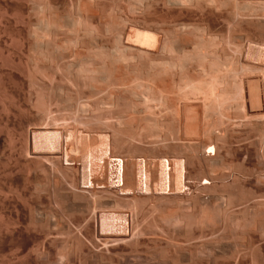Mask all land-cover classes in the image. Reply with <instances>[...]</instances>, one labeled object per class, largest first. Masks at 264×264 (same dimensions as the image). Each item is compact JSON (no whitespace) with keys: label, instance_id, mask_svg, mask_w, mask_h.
Listing matches in <instances>:
<instances>
[{"label":"rangeland","instance_id":"1","mask_svg":"<svg viewBox=\"0 0 264 264\" xmlns=\"http://www.w3.org/2000/svg\"><path fill=\"white\" fill-rule=\"evenodd\" d=\"M1 1H0V9L1 10H2V8L4 9L5 7H6L5 9L7 10L8 6H10V8L12 6V10H10V8L8 7V9L10 11L9 10H7V11L3 10L2 14H1L2 11H0V50L4 51V55H5L4 61L3 62L1 61V63H0V65H2V66H0V263L2 264L8 260L13 259L14 263L19 262L20 264H50V262H51V264H60V261L63 260V258H65L64 259L65 261L64 260L61 261V264H65V262H66V264H111V263L112 264H264V252L261 253L264 250V241H263L264 240V238H263L264 237V231L262 232V230H264V228H263L264 226H261V225H264L262 223L264 221L259 220V222H258V219H261V217H260L261 213L260 212H262V211H263L262 219L264 220V216H263L264 204H262V202L264 203V183H263L264 182L263 181L264 180L263 179L264 178L263 177L264 176L263 175L264 174V151H263L264 150V128H263L264 127V116H263L264 110H262V109H264V106L262 109H259L257 107L252 108V109L249 108V103H248V99L246 96L247 95L246 84H247V82L252 81V80L259 82L260 87L263 88L262 91L264 94V63H258L259 61H257V60H250V59L247 60L246 59L247 50L250 46L255 45L258 48H259V46L264 47V24H263L264 23V17H263L264 16V13H263L264 12V8H263L264 5H262V3H259V4H261V6H259V4L258 5L256 4L257 5L256 6V5H254L255 3L254 4L251 3L252 5H250L249 7H246L247 9H244L245 7L243 6V4L240 3V5H241L240 7L243 6V9H244V10H242L241 8L239 9L237 7V5L239 3L237 4L236 2H234L235 0L234 1L233 0L232 1L227 0V2H226V0H220V1L217 0V1H219V3L216 2V0H214V2L210 3L211 8H209L208 6L205 8L206 0H205L204 5L202 4V0L201 1L200 0H197V1H195V0H191V1L190 0H182V1H179L180 4H179V2L177 3L178 0H166V2H165V0H154L155 2L158 1V3L163 4V6L160 4H157V2L155 3L153 0H141V1L140 0H130V1L129 0H127V1L126 0H118V1L117 0H91V1L90 0H54V1L53 0H44V1L43 0H38V1L37 0H34V1L28 0V2L30 1L29 3L27 2V0H25V1L22 0L23 2L19 0L20 3H17V2H19L18 0H16V2H15V0H8V1L1 0ZM35 1H37L38 3H36ZM168 1L169 2L171 1V3L173 1V3L170 4ZM185 1H186V3H185ZM222 1H223V3H221L222 4L221 5L220 2H222ZM10 2H13V3H10ZM150 2H153L154 4L151 3V5H150L149 4ZM167 2H168V4H167ZM215 2L219 8V10L217 12H215L218 9L215 6ZM230 2H231V4H230ZM22 3H24V6L26 8V10L24 8V12H27V13H24L25 15H22L23 10H20L22 12H19V9L23 8V7L19 8V7H21L20 4H22ZM32 3L34 4V6ZM147 3H148V5H147ZM224 3H225V6H224ZM14 4H17V6H19V5L20 6L17 7L15 5L17 7L16 8L14 6ZM134 4L136 6H133ZM155 4H157L156 8H154L155 6L153 7V5H155ZM181 4H184V5H182V7H180ZM219 4H220V7H219ZM2 5H3V7H2ZM5 5H7V6H5ZM30 5H31V7L33 6V8H30L29 7ZM129 5H130V7H129ZM175 5H176V8L178 7L177 9H175ZM213 5L215 6V9L214 8L212 9V7H214ZM37 6H38V8H36ZM169 7L171 8V10ZM195 7H196V9H195ZM224 7L226 10L224 9ZM253 7L255 9L254 10L255 12L252 11L253 9L251 10V8H253ZM13 8L14 9L16 8L17 10H13ZM27 8L28 9L30 8L32 10L29 9L30 10L29 11V10H27ZM152 8H154L155 10H153ZM185 8H187V9H185ZM33 9H37V10L33 11ZM81 10H82V12H81ZM87 10H88V12H87ZM147 10L149 11L148 13H147ZM167 10L171 14L168 13ZM229 10H230V12L231 11L232 12L228 14ZM4 11H6V12H4ZM11 11L12 12L16 11V13L18 15L17 14L14 15L15 12L12 13ZM46 11H47V13H46ZM79 11H80V13H79ZM243 11H245V12H243ZM7 12L9 15L7 14ZM154 12H156V15L154 14ZM218 12H219V14H216ZM256 12H258V14ZM4 13H5V15H3ZM203 13L205 16L203 15ZM240 13H242V14L240 15ZM34 14H36V15H34ZM220 14H221V16H220ZM233 14H235V16ZM150 15H152V16H150ZM107 16H109V18ZM143 18H145V19H143ZM153 20L157 23V27H156V23ZM170 21H172V22H170ZM176 21H177V23H176ZM181 22L184 25H182ZM86 23H87V25H86ZM185 24L188 28L185 26ZM46 25H47V27H46ZM120 25H122V26H120ZM96 26H97V28H96ZM127 26H129L131 28L133 27V29H135V30H137V29L138 30H144L148 27H150L149 29H152V30L158 29L157 31H159L161 40H163L165 37V40H163V41H165V42L168 41L167 43H169V45L166 43L167 45H165L166 49L164 50V52H165L164 55L163 54L158 55L160 60L157 56V59L160 62L163 61L164 64H167V65H165V66H167L166 71L168 70L167 72L165 71L167 73V74H165L166 75L165 78H167L166 79L167 83L165 85L166 86L165 87L166 92L165 91L163 93L159 92V91L157 92V91H154L150 87L151 82H150V80L148 82L147 78L149 76L148 73H150L149 70H150L151 61L148 60L149 62L147 63L146 57L145 58L143 56H142V58L140 57V55H143L142 50L144 52H146L144 54H145V56H147V58H148L149 54L156 52V50L154 51V49H152L153 51H151L150 49H145V48L143 49L139 45L132 44L128 40L124 41V39L121 37L122 36L121 31H123L124 27L126 28ZM184 26L186 27L185 30H183L185 28ZM135 27H137V29ZM176 27H177V29H175ZM182 27H183V29H182ZM196 27H198V28H196ZM164 28H167V29L165 30ZM42 29H44V30L42 31ZM161 29H163V31H165V32H163ZM194 29L197 31L195 32ZM181 30H183V31H181ZM193 30H194V32H193ZM39 32L41 35L43 34V36H45V35L47 36V33L50 32L49 34H52V35H50L49 37H51V38L46 37V36L45 37L51 39V42L54 41L53 45H55V44L56 45L55 46L52 45V46H49L47 48V44H45L46 45V47H45L44 45H40L39 40L36 42L35 37H36V35L38 37ZM63 32H64V34H63ZM74 32H76V33H74ZM78 32H80V33H78ZM86 32H87V34H86ZM176 32H179V33L176 34ZM36 33H38V34H36ZM72 33L75 34V36ZM92 33H94V34H92ZM162 33H164V34H162ZM246 33H247V35H246ZM40 34H39V37H40ZM70 34H72V35H70ZM216 34H217V36H216ZM76 35H77V37H76ZM78 35H79L80 39H78ZM52 36H53V38H52ZM58 36H60V37H58ZM96 36H98V37H96ZM119 36L122 38V42H121L122 44L118 43L119 41L117 39H121V38H118ZM183 36H185V37H183ZM39 37L37 39H39ZM55 37H57L58 39H55ZM60 38H62V39L60 40ZM85 38H87V39H85ZM214 38H215V42H214ZM81 39H82V41H81ZM91 39H93V40H91ZM64 40H66V41H64ZM83 40L85 41V43L83 42ZM133 40H134V36H133ZM93 41H94V43H93ZM163 41H162V43H163ZM187 41H189L190 43ZM196 41H197V43H196ZM251 41H252V43H251ZM114 42H116V44ZM165 42L163 44H165ZM177 42H179V43L177 44ZM67 43L68 44L71 43L72 45L71 44L68 45ZM75 43H77V44H76V48L74 49ZM199 43H201V45ZM243 43H244V45H243ZM119 44L121 46H119ZM170 44H172V46L176 45V47H174V46L169 47ZM38 45H40V46H38ZM64 45H66L65 46L66 48L63 47ZM186 45H187V47H186ZM42 46L45 48H43ZM57 46H60L61 48L63 47L62 48L63 50L60 49V47L57 48ZM166 46H168V47H166ZM180 46H181V49L179 50ZM130 47L131 48L134 47L132 49L133 50L135 49L134 52H136V54L132 51V49H129ZM40 48H42L43 51ZM54 48H56V50H54ZM99 48H100V50H99ZM126 48L129 49V51H127ZM167 48H168V50L170 49V51H168ZM171 48H172V50H171ZM173 48H175V49L173 50ZM47 49L49 50V52L51 54L47 51ZM64 49L65 50L67 49V50L64 51ZM104 49H105V51H104ZM138 49H140V52ZM35 50H36V52H35ZM57 50H59L58 53H57ZM75 50H77L78 52L77 51L75 52ZM117 50L119 52H120V50L121 51L126 50V52H122V53H125V55H126V53L130 52L131 54L128 53L126 56L129 57L131 55L132 57H134V59H132V57H130L131 59L127 58V61H130V62H128V63H126V61H124L125 63L119 62L120 64L117 63L116 60H114V61H116V64H117V65H115V62L113 61V59L115 58L114 55L116 54ZM175 50H177V51L174 52ZM37 51L39 54L41 51L43 53L45 51H47L45 53L46 54L49 53L52 57L49 56L47 58V60H46V57L40 58L39 57L40 55L37 53ZM71 51H73L78 56H75V54ZM171 51H172V53H171L172 55H170ZM8 52L10 53V56H9ZM28 52H29V56H28ZM34 52H35V54H34ZM65 52H67V53H65ZM113 52H115V53L113 54ZM148 52H149V54H147ZM61 53H62V55H61ZM68 53H71V54H68ZM101 53H104V58H106V59L108 56H110L109 55L110 53H111V57H112V55L114 57H112V58L109 57L108 58L109 60L107 59V61H106V63L107 62L108 63L106 64V63H104L105 59L102 58L103 54H101ZM175 53H176V55H175ZM46 54H43L41 56H44V55L46 56ZM132 54H135V55H132ZM244 54H245V56H244ZM63 55H65V56H63ZM197 55H198V58L195 57ZM200 55L202 57L204 56L203 58H201L202 60L200 59V57H201ZM82 56L84 59L82 58ZM97 56H99V57H97ZM160 56L163 57L162 58L163 60H161ZM27 57H29V58H27ZM36 57L39 59V61L41 59L44 62L40 65V63L42 62L41 61L37 65V62H36L37 58ZM182 57H184V58H182ZM43 58H45V60ZM70 58H72V59H70ZM139 58H141V59H139ZM150 58L151 57H149L148 59H150ZM29 59H31V60H29ZM100 59H101V61H99ZM111 59H112V61H111ZM178 59H179V61H178ZM205 59H206V61H205ZM34 60H36V61H34ZM51 60H53V63ZM45 61L46 62L48 61V62L46 63ZM55 61H56V63H55ZM31 62H33V63H31ZM34 62H36V63H34ZM90 62H91V64H90ZM109 62L111 63V66L109 65L110 64ZM69 63H70V65H69ZM208 63H209V66H208ZM30 64H33V65H30ZM88 64H90V65L94 64V65H92L93 66L92 67ZM121 64H122V66H120ZM133 64L135 65L136 68L134 67ZM201 64H203V65H201ZM34 65H35V67H33ZM102 65H104V66H102ZM140 65L142 68H140ZM40 66L42 67V69ZM85 66H87V67H85ZM214 66L216 67V69H214L215 68ZM217 66H218V68H217ZM227 66H229V68ZM43 67L47 68V69H45L47 71L43 72L44 71ZM65 67H66V69H65ZM106 67L108 69H106ZM124 67H125V70L123 69ZM71 68H72V70H69ZM90 68H92V69L90 70ZM98 68H100V69L103 68L106 70L103 71V70H100ZM37 69H39L38 70L39 72H35V74H34V71H36ZM84 69L85 70L87 69V71L85 72ZM109 69H110V71L113 70L114 75L112 74V71L111 72L109 71ZM118 69H120V70L118 71ZM126 69H127V71H126ZM205 69H206V71H205ZM79 70H81V71H79ZM88 70H89V72H88ZM93 70L96 71L97 74L92 72ZM115 70L118 72H116ZM122 70H123V73H124V71H126V77L123 76V75H125V73L121 74ZM187 70H188V72H187ZM212 70L215 72L213 73ZM71 71L74 74L71 75L70 74ZM108 71L110 73H106ZM28 72L32 76H30V74ZM67 72H68L69 76H68ZM98 72H99V75L101 74L100 76L98 75ZM232 72H234V73H232ZM83 73H85V75H83ZM91 73L92 74L94 73L97 76L94 74L92 75ZM130 73H131V75H130ZM132 73H134L135 75H132ZM146 73H147V75H146ZM180 73H182V74H180ZM210 73H213L214 75L210 74ZM216 73H218V74H216ZM118 74H121V75H118ZM70 75L72 76V78L70 77ZM80 75H83V76H80ZM91 75L93 77L95 76V78H92L93 80L91 79V77H92ZM109 75H111L110 79H108ZM128 75H130V76L128 77ZM186 75H188V77ZM190 75H191V77H190ZM28 76H29V78H28ZM203 76H204V78H203ZM31 77H33L34 79ZM66 77L68 79L70 78L71 80L70 79L68 80ZM83 77H85L86 79L84 78L85 79L84 80ZM137 77H139V79ZM189 77L191 78V80ZM222 77H223V79H222ZM30 78H31V80H29ZM130 78H132V79L130 80ZM192 78L195 81H193ZM88 79H89V81H88ZM107 79L109 81H107ZM137 79H138V81H137ZM174 79H175V81H174ZM220 79H221V81H220ZM127 80H129L130 84H133L134 86L130 85L129 81H127ZM178 80H180L181 82ZM59 81H60V83H58ZM36 82L38 84H36ZM62 82L63 83L65 82V85H63ZM83 82H84V84H83ZM136 82H137V84H136ZM93 83H94V85H93ZM139 83L141 84L140 86H138ZM43 84L46 87H44ZM56 84L57 85L59 84V85L57 86ZM102 84H103V87H101ZM34 85H35V87H34ZM40 85H42V86H40ZM97 85H99V86H97ZM106 85H108V86H106ZM135 85L138 87H136ZM238 85H239V88H238ZM95 86L98 87L97 90H95L96 88H93ZM112 86H114V87H112ZM124 86L125 87L127 86V87L125 88ZM146 86H148V87H146ZM191 86H192L193 90H192ZM36 87H38V88H36ZM84 87H85V90H84ZM104 87H106L105 88L106 90L104 89ZM119 87H121V88H119ZM55 88H57V89H55ZM135 88H136V90H135ZM240 88H242L241 91L243 92V94L239 90ZM30 89H32V90H30ZM44 89L48 92V94L45 95V93H47V92ZM53 89H54V91H52ZM119 89L123 90V91H120ZM146 89H147V92L149 94L153 92V94L155 93V95L150 94V96H149L148 93L147 94L145 93ZM180 89H182V90H180ZM196 89L198 91H196ZM202 89H204V91ZM35 90L39 91V92H36ZM41 90H44L43 94H42ZM115 90H116V92H115ZM130 90L134 93H132ZM138 90H140V92ZM124 91H126V92L128 91L127 94L124 93ZM209 91H212V92H209ZM35 92L37 94H35ZM98 92H100V93H98ZM221 92L224 94V98H221V99L218 98L217 99V97H223V94ZM52 93H54V94H52ZM128 93L129 94L132 93V95L131 94L128 95ZM209 93H210V95H209ZM225 93H226V95H225ZM133 94H136L135 97H137V96L138 97L135 99ZM211 94H212V96L214 94V96L212 97ZM235 94H237V95L235 96ZM111 95H113V98ZM219 95H221V96H219ZM166 96L168 98H166ZM227 96H228V98H227ZM241 96L243 98H241ZM39 97H41V99ZM95 97H97V99ZM108 97L110 99H108ZM131 97L132 98L134 97V98L132 99ZM36 98L37 99L39 98L38 100L40 103L44 102V104L46 103L47 106L49 105V107H47L49 110L48 109L47 110L50 112V114H48L49 112L46 110L44 104H43L44 108H41L42 104L37 105V104H39V102ZM88 98L89 99L94 98L96 100L90 99L91 100L90 101ZM141 98H143V99H141ZM147 98H148V101H147ZM225 98H227L229 100H226ZM238 98H240V99H238ZM215 99H216V101L217 100L219 101V99L221 101L223 99L222 100L223 102L221 101V103L226 102L227 105H226V103L223 104L224 106L221 104L223 107V108H221V105H219L220 101L219 102L217 101L218 103H216ZM28 100H29V102H28ZM86 101H88V102H86ZM55 102H57V103H55ZM104 102H106V103H104ZM152 102H154V103H152ZM213 102L216 103L217 105H215ZM235 102H237L238 104ZM245 102H246V104H245ZM59 103H61V104L59 105ZM50 104H53L54 106L50 105ZM138 104H140V106ZM86 105H88V106H86ZM89 105H90V107H89ZM103 105H104V107H103ZM3 106L6 107V111L8 110L7 112L4 111L5 109ZM32 106H33V108H32ZM36 106H38V108ZM51 106L55 107L56 109L51 107ZM132 106H133V108H132ZM39 107H40V109H39ZM108 107H110V109ZM144 107H145V109H144ZM51 108H53V109L51 110ZM57 108L58 109L60 108V109L58 110ZM115 108H116V110H115ZM187 108L191 109L192 111L194 110L195 111L194 114L196 113V115L199 116V123H200V127H199L200 130L199 131L202 133L201 134L202 136L200 135V137L198 136L196 139L184 138L183 132H181L182 131L181 129L183 127L182 122L184 121L183 119H184V115H185L184 111L187 110ZM41 109L43 110V112ZM37 110H38V112H37ZM88 110H90V111H88ZM126 110H128V111H126ZM144 110H147V111H144ZM39 111H40V113H39ZM44 111H47L48 113L44 112ZM51 111H53V112H51ZM96 111H97V113H95ZM175 111L177 112L176 114H175ZM3 112L8 113V115H5ZM41 112H42L43 116H45V117L47 116V117L46 118L43 117ZM227 113H228V115H227ZM51 114L54 116H50ZM48 115H49V119H47ZM84 115H85V117H86V115H88L86 117L87 119L84 117ZM127 118H129V119H127ZM173 118H174V120H173ZM122 119H123V121H122ZM181 119H182V121H181ZM222 119H223V121H222ZM46 120H48V121H46ZM61 120H63V121H61ZM67 120L68 121L70 120L69 122H71V123H69ZM57 121H59V122H57ZM180 121H181V123H180ZM53 122L55 124H53ZM63 122H64V124H63ZM150 122H153V123L150 124ZM47 124H49L48 126H50V127H56L58 129H66V127H67V129H70V126L74 127L75 125L76 126L81 125L78 127H81V128L84 127L83 129H85L86 133L89 136H91L90 139L92 142L96 141L97 143H100L101 141L104 140L105 142L108 143L110 141L108 145H109L111 153L113 155L115 154V156H119V157L121 155H123L122 158H127L129 156L128 154L131 153L130 156L131 155L132 156L128 157V158H131V159L133 158V160H135V158L136 159L137 158L138 159H144L148 163L149 162L150 163L151 162L156 163V160H158L157 158H159V157H156V155L157 156L158 155L159 156L164 155L163 158L169 160V162L172 163L175 167H178L179 169L181 168L180 173L182 172V175L185 176L186 178H188L186 180V182L187 183L191 182L190 184L189 183L187 184L188 185L187 188H189V187L190 188H189V190H186L187 193L185 192V194L188 195V197L186 195L183 196L186 198L181 197L182 199H184L181 201L179 196H176L172 193H170L172 196H170V194L167 195L169 198H165L167 196L163 197V196H158V195L156 198L155 197L156 195L155 196L153 195L154 197L153 196L146 197L144 200V197L142 198V197L138 196V197H136V199L138 198L137 200H139V201L137 202V200L135 199L132 202V203L136 202L138 204V208H136V211H135V204L136 203L131 204V203H129L130 201H128V200H124L122 198H121L122 200H119L115 196L111 195L112 196L111 197L110 195L105 194L103 192H98L95 196H93L94 198L91 197V195L88 193H81L80 191L76 190V186L74 185V180H73V176H72L73 173L70 170H67L65 168V166H63L57 158H55L53 156L49 157V155H47L48 153H45V154L41 153L42 155L39 153L36 155L35 153L31 152L30 146L29 145L27 146V144H26L28 138L26 139L25 136L28 137V133L27 134H25V133L27 130L29 131V129L32 128V125L33 126L35 125L41 129L43 127V129H45V127L47 128ZM117 124L120 126H118ZM155 124H157V125L154 127ZM219 125H221V126H219ZM146 126H147V129H145ZM166 126H167L168 130H167ZM86 127L88 128L87 129L88 131L86 130ZM131 127H132V129H131ZM150 127H152V128H150ZM89 129H91V130H89ZM92 130H94V131L90 132ZM145 130L147 131V133H145ZM209 132H210V134H209ZM162 133H163V135H162ZM261 134H262V136H261ZM99 135H101V137L103 136V139H101V137L99 138ZM107 136L109 137V139ZM159 136H160V138H158ZM104 138H106L107 140ZM211 139H212V141H210ZM56 141H57V139H56ZM48 145L50 146L51 143H49ZM53 145L57 146L58 142L53 141ZM208 146H210V147H208ZM204 147H207L206 151H205ZM114 149H118L119 151L118 150L116 151ZM121 149L124 150V153ZM112 150H114V151H112ZM146 150H147V152H146ZM134 151H136V152H134ZM118 152H121V153H118ZM137 152L138 153L141 152L139 157H137V155H134L136 157H133V154H137ZM143 153H144L145 157H144ZM209 153L211 155H209ZM148 154H151V155H148ZM258 154L260 156H258ZM125 155H127V157ZM149 156H151V158ZM142 157H144V158H142ZM146 157H147V159H146ZM87 159H88L87 164L85 163L86 165L89 164V162H88L89 158H87ZM64 164H66V163L64 162ZM148 165L149 164H147V167H148ZM226 166H227V168H226ZM41 167L43 170H45V172L42 171ZM170 167H172V165ZM37 168H40L41 171H39V169L37 170ZM212 168H214V169H212ZM88 169H89V165H88ZM88 169H87V171H88ZM28 171L30 172V174ZM33 171H35V172L32 173ZM46 172H48L52 176V179L48 173H47V176H46V174L44 175V173H46ZM88 172H87V174H89ZM224 172H226V173H224ZM211 173H213V174H211ZM45 176L47 178L50 176L49 177L50 181H48V179ZM102 176L106 178L105 174H103ZM234 176L236 179L234 178ZM260 178H262V180ZM206 180L208 182H210V184H209L210 186L208 184H206ZM209 180H211L212 182ZM198 182H201V183H198ZM192 183H193V185H192ZM196 183H198V184H196ZM239 183H240V185H239ZM260 183L261 184L263 183V184L261 185ZM118 184H119L118 179H115L113 184H111V187L112 186L117 187V188L121 187V183L119 184V186H118ZM199 184H200V186H199ZM38 185L41 186L42 191H41L40 186H38ZM34 186H36V187H34ZM88 186L89 187L91 186V183L89 182V180H88ZM242 186H244V187H242ZM34 188H35V190H34ZM38 188H40V189H38ZM36 189H37V191H36ZM39 190H40V192H39ZM75 191H77V192H75ZM249 191H251L253 194L250 193ZM72 193H74L73 196H75V197L79 196V197H77V198L73 197ZM192 193H193V195H192ZM259 193L261 194L262 198L260 197ZM226 194L227 195L229 194V195L227 196ZM254 194H255V196L257 194H259L258 195L259 197L256 196L257 197L256 198L254 196ZM217 195H219V196L217 197ZM233 195L238 197L237 200ZM230 196H233L234 198L232 199ZM90 197L93 198L94 200H91ZM228 197H230L232 199V202H231V199ZM153 198H154V200H153ZM253 198H256V199L259 198L261 200L258 199V200H256L257 201L256 202ZM208 199H210V200H208ZM219 199H221V200L219 201ZM252 199L256 202L255 204H257L259 206V208L263 205V207H261L262 211H260L259 213L257 212L258 214L257 213L255 214V210L258 209V206H254V208L252 207L253 202H254V201L252 202ZM140 200L144 204H146V206L142 202H140ZM213 200H214V202H213ZM228 200L230 201L229 203H232V204L233 203L236 204V202H239V203L241 202L243 206L238 203L239 207L242 206V208H240V211H241V209H244V208L247 209L246 211L248 212V215H247L248 217H244V215L246 214V211L244 213L243 210L241 211L243 213V215H242V213H241L242 216L240 215V212H238L239 209L235 208L238 205L236 206L233 204L235 207H233V206L230 207ZM233 200H234V202H233ZM93 201L97 202L98 204L94 203ZM221 201H224V203ZM258 201H260V202H258ZM90 202H93V203H90ZM99 202H101L100 205H99ZM182 203H183V206L181 205ZM259 203H261L262 205H260ZM214 204H217L218 206L214 205ZM232 204H230V205H232ZM248 204H250L249 208H247L249 206ZM93 205H95V206H93ZM185 205H186V207H185ZM99 206H100V208H99ZM213 206H214V208H213ZM104 207L106 208V211L110 210L109 211L110 213L112 211H113V213H116L117 211H126L128 214L130 213V215H132L131 217H135L140 212L139 214H141V215H138V216L142 217L144 222L146 223V224L144 223V226H143V228L146 230V233H147L146 237L138 239V240H136V238L133 237L132 239H129L127 241H121V240L119 241V239H117V238L115 240H110L107 238H102V237L99 238L98 236H96V232H95L94 228H89L88 222L85 220H87L90 217V214L94 213L95 208L96 209L102 208V210H105ZM131 207L134 210H132ZM218 207H220V208L218 209ZM223 207H224V209H223ZM239 207H237V208H239ZM183 208L185 210H183ZM226 208H227V210H226ZM228 208H229V211H228ZM187 209H188V211L191 209V213L189 211L190 215L188 214ZM230 209L231 210L233 209V211H231ZM178 210H180V211H178ZM181 210H182V212H181ZM171 211H173V212H171ZM215 211L217 214L215 213ZM31 212H33V213L31 214ZM201 212H202V215H201ZM220 212H222L223 215L220 214ZM230 212H232V215ZM233 212H235V213H233ZM251 212H253L252 214H254L255 217L260 215V216H258L260 218H254V216L252 217ZM135 213H136V215H135ZM46 214H47V216H46ZM48 214H49V216H48ZM143 214H145V215H143ZM238 214L241 217H239ZM57 215H59V216H57ZM173 215L175 217L177 216L180 219L181 223L182 222L184 223L183 225L181 224L182 228H180V224H179V226L177 225L178 228H180V230H178L177 232H175V230H173V232L171 231L172 229H174V226H175V224L173 223V221L171 219L173 217ZM198 215H199V217H198ZM205 215H207V216L209 215L210 217L213 216V217H211L213 220V224L212 223L211 224L213 226L211 224L203 222L205 220V218H204ZM39 216H41V217H39ZM53 216L56 217L55 222H54ZM144 216H145V218H144ZM215 216H218V218ZM226 216H229V217L227 218ZM232 216H236V218L238 216L240 220L241 219L243 220V218L248 219L251 217L256 219V220H253L251 218L256 224L258 223L257 227H255L256 225H252V224H254V222L251 219H248V222L250 224V221H252L253 223H251V226H254L255 229L259 230V232H258V230H256V231L253 230L254 228L252 227L253 228L252 229L251 226L250 227L245 226L247 229L248 228H250V229L247 230L246 228H244L245 230L244 229L242 231L240 230L241 233H239L240 231H236L234 229L235 228V226H233L234 224H231V223H234V222H232V219L233 218H234V220L236 219L235 217H232ZM175 217H173V218H175ZM164 218H166V219H164ZM57 219H58V221H57ZM145 219H146V221H145ZM214 221H215V223H214ZM216 221L217 222L220 221V223H217ZM246 221H244V222H246ZM40 222L43 225L40 224ZM166 222L167 223L169 222V223L167 224ZM244 222H242V223L245 224ZM36 223H38V224H36ZM216 223L218 225L219 224L220 225L218 226ZM9 224H11L12 228L10 229L11 230L10 234L9 233L7 234V232H5V229H6V225H9ZM189 224L192 225L194 227V229L197 226L199 227V229L202 227V229L199 230V229H197L198 227L196 228L197 231L199 230V233L196 232V230L195 231L192 230L193 227H192V229L191 228L187 229L188 227H191ZM222 224L224 226L226 224L228 229L227 228H223V229L230 230V231H227L228 233L225 232L226 230H222V227H224ZM186 225H188V227ZM231 225H232V227H229ZM54 227L57 229H55ZM205 227H208L209 230L212 228V231L210 230L211 232L209 233L210 235L206 234L209 231H205L206 230V229L204 230ZM259 227H261V229ZM178 228L176 227L175 229H178ZM208 228H207V230H208ZM219 228L221 229V232L219 231L220 235H219V232L217 231V230H219ZM160 229L167 230L169 232V234L173 233L172 236L174 235V238L176 240H177V238L180 239L182 237L183 239H180L181 241L178 239V242L182 243V245L185 244V246L190 245V243H192V242L195 243L194 240L191 241V237H192L191 233L195 232V234L193 235V236H195V238L200 235L199 236L200 239H199V237H197L198 239L195 240L196 244H197V242H199L198 247H200L201 244L205 245V246H201V249L199 248L198 252L199 253L201 251L202 252H201V254H199L198 252H197V254H195V255L199 254L198 256H195L194 254H191L188 252L189 250H187V249H189L190 246H188L189 248L188 247L184 248L187 251H185L184 249H181V250L176 249V254L174 253V251H172L173 247H172V249H170L171 248V246H170L168 254H166V253L161 254L160 253L159 255H155V254L152 255V253L154 252V248H153L154 246H153V244H151L150 242L145 241V240H147L148 237H150V235L152 236L153 233L159 234L158 231H160ZM213 229L214 230L217 229L216 230L217 234L215 233V231H213ZM233 229L235 231H233ZM203 230L205 231L206 235L203 233L204 236L202 237L201 233L203 232ZM180 231L182 234L180 233ZM186 231H188L187 233L191 232L190 233L191 236L188 234L190 241H187V242L185 241V240H188L187 233L185 234ZM160 232H162V230ZM174 232L177 235H175ZM223 232H225V234H223ZM233 232H235V233H233ZM236 232L239 233V234L237 233L238 234L237 236H241V238H239L237 236H236V238L235 237L232 238L233 236L236 235ZM246 232L249 234H250V232H252V233L250 234V236H248V234H246ZM197 233H198V235H197ZM229 233L232 235V237H230L231 235ZM222 234L225 236H223ZM226 234H229V235L227 236ZM179 235H180V237H177ZM181 235H183V236L185 235L186 239H185V237H183ZM208 235L210 237L212 235V237L210 239H208L209 238V237H207ZM243 235H244V237L246 235V238L242 240V238H244V237H242ZM261 235H263V237H261ZM167 236H169V235L167 234ZM205 236L207 238H206V240H203V239H205L204 238ZM224 237H225V239H224ZM258 237L260 239L262 238L263 240L261 239L262 240L261 241L260 239H258ZM135 240L138 244L135 243ZM182 241H185L187 244L185 242H182ZM113 242H114V244H113ZM208 242H209V244H208ZM61 245H64L65 247L61 246ZM135 246H137V248H135ZM246 247H248V248H246ZM218 248H221V249H218ZM224 248H225V250H224ZM70 249L74 252L72 253V251H70ZM76 249L78 250V252ZM207 249H208V251H207ZM174 250H175V248H174ZM203 250H205V251H203ZM218 250H220V251H218ZM129 251H130V253H129ZM181 251L185 254L184 256H183V253H180ZM243 251H244V253H242ZM150 252H151V254H150ZM172 252L176 256H177V253L179 252V255L177 257H180V258L173 257L175 255H173ZM136 253L139 255H137ZM170 253H172V255ZM202 253H203V255H202ZM144 254H146V255H144ZM192 255H194V256L192 257ZM200 255H202V256H200ZM204 255H206V256H204ZM57 256L59 257V259ZM61 257H62V259L60 260ZM66 257H68L69 259ZM220 258H222V259H220Z\"/></svg>","mask_w":264,"mask_h":264},{"label":"bare ground","instance_id":"2","mask_svg":"<svg viewBox=\"0 0 264 264\" xmlns=\"http://www.w3.org/2000/svg\"><path fill=\"white\" fill-rule=\"evenodd\" d=\"M1 1V0H0ZM6 1H8V0H6ZM19 1V0H18ZM20 1H22V0H20ZM20 1L19 2H17V3H20ZM25 1V0H24ZM32 1H34V0H32ZM38 1V0H37ZM37 1H35L36 3H38ZM44 1V0H43ZM54 1V0H53ZM91 1V0H90ZM118 1V0H117ZM127 1V0H126ZM130 1V0H129ZM141 1V0H140ZM154 1V0H153ZM179 1H182V0H178L177 1V3L179 2ZM191 1V0H190ZM195 1H197V0H195ZM201 1V0H200ZM204 1V2H203ZM220 1V0H219ZM219 1H217L216 0V2H218L219 3ZM230 1V0H229ZM232 1V0H231ZM234 1V0H233ZM2 2V1H1ZM5 2V1H4ZM15 2H16V0H15ZM23 2V1H22ZM27 2H28V0H27ZM26 2V3H27ZM30 2V1H29ZM28 2V3H29ZM116 2V1H115ZM139 2V1H138ZM147 2V1H146ZM155 2V1H154ZM157 2V4H160V3H158V1H156ZM155 2V3H156ZM161 2V1H160ZM165 2H166V0H165ZM164 2V3H165ZM169 2V1H168ZM168 2H167V4H168ZM175 2V1H174ZM194 2V1H193ZM211 2H214V0H206V3H205V0H202V4L204 5V3L206 4V6H205V8L208 6L209 8H211L210 6V3ZM216 2H215V6L218 8V6L216 5ZM226 2H227V0H226ZM225 2V3H226ZM234 2H236L238 5H237V7L240 9H242V10H244V9H247L246 7H249L250 5H252L251 3H255L254 5H258L259 3H262V5H264V0H235ZM10 3H13V2H10ZM52 3V2H51ZM84 3V2H83ZM94 3V2H93ZM151 3H153V2H150L149 4L151 5ZM170 4H172L173 3V1H172V3H171V1L169 2ZM176 3V4H177ZM184 3V2H183ZM185 3H186V1H185ZM217 3V4H218ZM221 3H223V1L222 2H220V4ZM225 3H224V6H225ZM240 3L241 4H243V6L245 7L244 9H243V6L242 7H240L241 5H240ZM2 4V3H1ZM23 4V5H22ZM22 4H20L21 5V7H19V6H17V4H14V6L16 5L17 7H19V8H22V9H19V12H22V11H20V10H23V14L22 15H25L24 13H27V12H24V8H25V6H24V3H22ZM31 4V3H30ZM33 4V3H32ZM50 4V3H49ZM87 4V3H86ZM85 4V5H86ZM154 4V3H153ZM157 4H155V5H153V7L154 8H156V5ZM179 4H180V2H179ZM198 4V3H197ZM201 4V5H202ZM220 4H219V7H220ZM230 4H231V2H230ZM51 5V4H50ZM147 5H148V3H147ZM160 5H162L163 6V4H160ZM159 5V6H160ZM165 5V4H164ZM182 5H184V4H181V6L180 7H182ZM194 5V4H193ZM222 5V4H221ZM236 5V4H235ZM253 5V6H254ZM256 5V6H257ZM5 6H7V5H5ZM13 6V7H14ZM15 6V7H16ZM33 6H34V4H33ZM33 6L31 7V5L29 6L30 8H33ZM44 6V5H43ZM118 6V5H117ZM120 6V5H119ZM133 6H136L135 4L133 5ZM166 6V5H165ZM190 6V5H189ZM214 6V5H213ZM215 6L214 7H212V9L214 8L215 9ZM259 6H261V4H259ZM2 7H3V5H2ZM9 8H10V6H8ZM8 7H7V10H9L8 9ZM16 7V8H17ZM47 7V6H46ZM125 7V6H124ZM129 7H130V5H129ZM150 7V6H149ZM148 7V8H149ZM173 7V6H172ZM184 7V6H183ZM198 7V6H197ZM232 7V6H231ZM6 8V7H5ZM3 9L2 8V10L0 9V11H2L1 12V14L3 13V10H6V9ZM14 9L13 8V10H17V9ZM29 8V9H30ZM36 8H38V6L36 7ZM82 8V7H81ZM128 8V7H127ZM154 8H152L153 10H155ZM170 8V7H169ZM178 8V7H177ZM176 8V5H175V9H177ZM191 8V7H190ZM208 8V9H209ZM234 8V7H233ZM263 8H264V6H263ZM28 8H27V10H29ZM84 9V8H83ZM112 9V8H111ZM185 9H187V8H185ZM184 9V10H185ZM189 9V8H188ZM195 9H196V7H195ZM194 9V10H195ZM201 9V8H200ZM211 9V10H212ZM221 9V8H220ZM224 9H225V7H224ZM223 9V10H224ZM253 9V10H252ZM6 10V11H7ZM10 10H12V6H11V8H10ZM9 10V11H10ZM25 10H26V8H25ZM30 10H32V9H30ZM29 10V11H30ZM36 11L37 9H33V11ZM44 10V9H43ZM92 10V9H91ZM169 10V9H168ZM168 10H167V12H168ZM170 10H171V8H170ZM192 10V9H191ZM202 10V9H201ZM219 10V8L215 11V12H217ZM226 10V9H225ZM236 10V9H235ZM234 10V11H235ZM241 10V11H242ZM251 10L253 11V12H255L254 10V7L253 8H251ZM6 11H4V12H6ZM40 11V10H39ZM51 11V10H50ZM213 11V10H212ZM222 11V10H221ZM246 11V10H245ZM245 11H243V12H245ZM250 11V10H249ZM258 11V10H257ZM12 12V11H11ZM15 12V13H14ZM14 12H12V13H14V15L15 14H17L16 13V11H14ZM81 12H82V10H81ZM86 12V11H85ZM87 12H88V10H87ZM112 12V11H111ZM145 12V11H144ZM149 11L147 10V13H148ZM220 12V11H219ZM219 12L218 13H216V14H219ZM228 12V11H227ZM232 12V11H231ZM230 12V10H229V12H228V14L229 13H231ZM33 13V12H32ZM44 13V12H43ZM42 13V14H43ZM46 13H47V11H46ZM79 13H80V11H79ZM94 13V12H93ZM108 13V12H107ZM166 13V12H165ZM168 13H170V12H168ZM196 13V12H195ZM199 13V12H198ZM222 13V12H221ZM234 13V12H233ZM257 14H258V12H256ZM255 13V14H256ZM260 13V12H259ZM264 13V12H263ZM7 14H8V12H7ZM88 14V13H87ZM95 14V13H94ZM152 14V13H151ZM154 14L156 15V12H154ZM153 14V15H154ZM167 14V13H166ZM171 14V13H170ZM181 14V13H180ZM213 14V13H212ZM236 14V13H235ZM235 14H233L234 16H235ZM242 13H240V15H241ZM248 14V13H247ZM3 15H5V13L3 14ZM9 15V14H8ZM18 15V14H17ZM21 15V16H22ZM32 15V14H31ZM34 15H36V14H34ZM44 15V14H43ZM46 15V14H45ZM51 15V14H50ZM103 15V14H102ZM147 15V14H146ZM149 15V14H148ZM203 15H204V13H203ZM249 15V14H248ZM20 16V15H19ZM42 16V15H41ZM87 16V15H86ZM150 16H152V15H150ZM200 16V15H199ZM205 16V15H204ZM207 16V15H206ZM220 16H221V14H220ZM44 17V16H43ZM51 17V16H50ZM108 18H109V16H107ZM198 17V16H197ZM203 17V16H202ZM228 17V16H227ZM264 17V16H263ZM72 18V17H71ZM80 18V17H79ZM117 18V17H116ZM122 18V17H121ZM50 19V18H49ZM143 19H145V18H143ZM211 19V18H210ZM104 20V19H103ZM122 20V19H121ZM141 20V19H140ZM159 20V19H158ZM30 21V20H29ZM117 21V20H116ZM152 21V20H151ZM154 21V20H153ZM179 21V20H178ZM205 21V20H204ZM50 22V21H49ZM86 22V21H85ZM90 22V21H89ZM103 22V21H102ZM134 22V21H133ZM155 22V21H154ZM170 22H172V21H170ZM54 23V22H53ZM92 23V22H91ZM90 23V24H91ZM128 23V22H127ZM130 23V22H129ZM156 23V22H155ZM162 23V22H161ZM164 23V22H163ZM167 23V22H166ZM169 23V22H168ZM175 23V22H174ZM176 23H177V21H176ZM182 23V22H181ZM190 23V22H189ZM204 23V22H203ZM202 23V24H203ZM263 23V22H262ZM80 24V23H79ZM78 24V25H79ZM85 24V23H84ZM109 24V23H108ZM154 24V23H153ZM165 24V23H164ZM170 24V23H169ZM207 24V23H206ZM209 24V23H208ZM264 24V23H263ZM32 25V24H31ZM30 25V26H31ZM48 25V24H47ZM47 25H46V27H47ZM81 25V24H80ZM86 25H87V23H86ZM85 25V26H86ZM114 25V24H113ZM130 25V24H129ZM137 25V24H136ZM161 25V24H160ZM171 25V24H170ZM180 25V24H179ZM182 25H184L183 23H182ZM49 26V25H48ZM56 26V25H55ZM115 26V25H114ZM120 26H122V25H120ZM135 26V25H134ZM140 26V25H139ZM155 26V25H154ZM174 26V25H173ZM176 26V25H175ZM185 26H186V24H185ZM184 26V27H185ZM237 26V25H236ZM29 27V26H28ZM118 27V26H117ZM147 27V26H146ZM156 27H157V23H156ZM160 27V26H159ZM171 27V26H170ZM181 27V26H180ZM179 27V28H180ZM187 27V26H186ZM186 27L183 29V27H182V29L183 30H185L186 29ZM210 27V26H209ZM56 28V27H55ZM90 28V27H89ZM92 28V27H91ZM96 28H97V26H96ZM136 29H137V27H135ZM150 27H148V28H146V29H144V30H135V29H133V27L131 28V27H129V26H127L126 28L124 27V29H123V31H121L122 33V38L124 39V41L125 40H128V41H130L132 44H136V45H139L140 47H142L143 49L145 48V49H150L151 51H153L152 49H154V51L156 50V52H154V53H151V54H149V52L147 53V54H149L148 55V58L149 57H151L150 59H148L147 58V56H145V54L144 53H146V52H144L143 50H142V52H143V55H140V57L142 58V56L145 58L146 57V61H147V63L149 62L148 60H150L151 61V63H150V73H148L149 74V76H148V78H147V80H148V82H149V80H150V84L152 85H150V87L154 90V91H159V92H164L165 91V85H166V79L167 78H165V74H167L166 72L168 71H166V67L167 66H165V65H167V64H164V62L162 61V62H160L159 60H160V58H159V56L158 55H160V54H163L164 55V50L166 49L165 48V45H169V43H167V42H165V41H163V40H165V37H164V39L163 40H161V37H160V34H159V31H157V30H155V29H149ZM152 28V27H151ZM188 28V27H187ZM195 28V27H194ZM196 28H198V27H196ZM207 28V27H206ZM82 29V28H81ZM95 29V28H94ZM93 29V30H94ZM113 29V28H112ZM116 29V28H115ZM165 30L167 29V28H164ZM175 29H177V27L175 28ZM181 29V28H180ZM203 29V28H202ZM29 30V29H28ZM33 30V29H32ZM44 29H42V31H43ZM71 30V29H70ZM97 30V29H96ZM117 30V29H116ZM162 31H163V29H161ZM174 30V29H173ZM183 30H181V31H183ZM195 30V29H194ZM194 30H193V32H194ZM51 31V30H50ZM73 31V30H72ZM103 31V30H102ZM197 30H195V32H196ZM199 31V30H198ZM206 31V30H205ZM33 32V31H32ZM65 32V31H64ZM64 32H63V34H64ZM71 32V31H70ZM97 32V31H96ZM100 32V31H99ZM107 32V31H106ZM113 32V31H112ZM163 32H165V31H163ZM189 32V31H188ZM242 32V31H241ZM31 33V32H30ZM34 33V32H33ZM44 33V32H43ZM50 33V32H49ZM49 33H47V36L46 37H49L50 35H52V34H49ZM74 33H76V32H74ZM78 33H80V32H78ZM175 33V32H174ZM177 33H179V32H176V34ZM205 33V32H204ZM36 34H38V33H36ZM39 34H40V32H39ZM39 34H38V37H39ZM69 34V33H68ZM73 34V33H72ZM72 34H70V35H72ZM84 34V33H83ZM86 34H87V32H86ZM89 34V33H88ZM92 34H94V33H92ZM98 34V33H97ZM111 34V33H110ZM162 34H164V33H162ZM184 34V33H183ZM198 34V33H197ZM200 34V33H199ZM202 34V33H201ZM240 34V33H239ZM255 34V33H254ZM33 35V34H32ZM57 35V34H56ZM74 36H75V34H73ZM112 35V34H111ZM118 35V34H117ZM169 35V34H168ZM186 35V34H185ZM246 35H247V33H246ZM45 36H43V34L41 35L40 34V37H39V39H37L38 37H37V35H36V42L39 40V43H40V45H44L45 47H46V45L45 44H47V48L49 47V46H52L53 45V42L54 41H52L51 42V39H49V38H51V37H49V38H46ZM65 36V35H64ZM107 36V35H106ZM133 36H134V40H133ZM164 36V35H163ZM173 36V35H172ZM192 36V35H191ZM205 36V35H204ZM216 36H217V34H216ZM256 36V35H255ZM31 37V36H30ZM58 37H60V36H58ZM69 37V36H68ZM76 37H77V35H76ZM86 37V36H85ZM96 37H98V36H96ZM112 37V36H111ZM120 36L118 37V38H121ZM167 37V36H166ZM183 37H185V36H183ZM193 37V36H192ZM52 38H53V36H52ZM122 38L121 39H117L119 42L118 43H121L122 42ZM249 38V37H248ZM247 38V39H248ZM31 39V38H30ZM55 39H58L57 37H55ZM62 38H60V40H61ZM67 39V38H66ZM69 39V38H68ZM78 39H80L79 38V35H78ZM77 39V40H78ZM85 39H87V38H85ZM94 39V38H93ZM93 39H91V40H93ZM99 39V38H98ZM199 39V38H198ZM211 39V38H210ZM256 39V38H255ZM59 40V41H60ZM75 40V39H74ZM101 40V39H100ZM121 40V41H120ZM64 41H66V40H64ZM71 41V40H70ZM81 41H82V39H81ZM102 41V40H101ZM127 41V42H128ZM162 41H163V43L165 42V44H163L162 43ZM190 41V40H189ZM189 41H187V42H189ZM194 41V40H193ZM199 41V40H198ZM32 42V41H31ZM56 42V41H55ZM77 42V41H76ZM83 42L85 43V41L83 40ZM204 42V41H203ZM214 42H215V38H214ZM65 43V42H64ZM63 43V44H64ZM69 43V42H68ZM67 43V44H68ZM73 43V42H72ZM91 43V42H90ZM93 43H94V41H93ZM115 44H116V42H114ZM117 43V44H118ZM167 43V44H166ZM179 42H177V44H178ZM184 43V42H183ZM190 43V42H189ZM196 43H197V41H196ZM251 43H252V41H251ZM55 44V43H54ZM71 44V43H70ZM70 44H68V45H70ZM76 44L77 43H75V47H74V49L76 48ZM122 44V43H121ZM129 44V43H128ZM131 44V45H132ZM186 44V43H185ZM200 45H201V43H199ZM246 44V43H245ZM254 44V43H253ZM259 44V43H258ZM40 45H38V46H40ZM56 45V44H55ZM55 45H53V46H55ZM59 45V44H58ZM72 45V44H71ZM105 45V44H104ZM181 45V44H180ZM183 45V44H182ZM204 45V44H203ZM243 45H244V43H243ZM252 45V44H251ZM263 45V44H262ZM61 46V45H60ZM60 46H57V48H59ZM66 45H64L63 47H65ZM101 46V45H100ZM116 46V45H115ZM118 46V45H117ZM119 46H121L120 44H119ZM172 46V44H170V46L169 47H171ZM174 47H176V45H173ZM172 46V47H173ZM179 46V45H178ZM185 46V45H184ZM43 47V46H42ZM45 47H43V48H45ZM62 47V48H63ZM92 47V46H91ZM96 47V46H95ZM94 47V48H95ZM123 47V46H122ZM166 47H168V46H166ZM186 47H187V45H186ZM189 47V46H188ZM198 47V46H197ZM206 47V46H205ZM61 47H60V49H62ZM66 48V47H65ZM103 48V47H102ZM118 48V47H117ZM128 48V47H127ZM126 48V50L127 51H129V49H132V48H134V47H130L129 49H127ZM137 48V47H136ZM184 48V47H183ZM182 48V49H183ZM199 48V47H198ZM197 48V49H198ZM241 48V47H240ZM42 51H43V49L42 48H40ZM39 49V50H40ZM51 49V48H50ZM73 49V50H74ZM116 49V48H115ZM175 48H173V50H174ZM181 49V46L179 47V50ZM37 50V49H36ZM36 50H35V52H36ZM54 50H56V48H54ZM63 50V49H62ZM67 50V49H66ZM65 49H64V51H66ZM95 50V49H94ZM99 50H100V48H99ZM126 50H124V51H121L120 50V52L117 50V52H116V54L114 55L115 56V58L113 59V61L114 60H116L117 61V63H121V62H124V61H126V63H128V62H130V61H127V58H130V57H132L130 54V52H128V53H130L129 55V57L128 56H126L128 53H126V55H125V53H122V52H126ZM135 50V49H134ZM134 50L132 49V51L134 52ZM137 50V49H136ZM139 50V52H140V49H138ZM167 50H168V48H167ZM171 50H172V48H171ZM201 50V49H200ZM33 51V50H32ZM41 51V52H42ZM47 51L49 52V50L47 49ZM47 51H45V52H47ZM58 51L59 50H57V53H58ZM77 50H75V52H76ZM82 51V50H81ZM86 51V50H85ZM90 51V50H89ZM102 51V50H101ZM100 51V52H101ZM104 51H105V49H104ZM109 51V50H108ZM131 51V52H132ZM146 51V50H145ZM148 51V50H147ZM168 51H170V49L168 50ZM177 50H175L174 52H176ZM185 51V50H184ZM216 51V50H215ZM35 52H34V54H35ZM40 52V51H39ZM40 52V54L38 53V51H37V53L40 55H38L40 58H42V57H46V60H47V58L49 57V56H51L49 53H41ZM71 52H73V51H71ZM78 52V51H77ZM92 52V51H91ZM95 52V51H94ZM93 52V53H94ZM112 52V51H111ZM115 52H113V54L115 53ZM120 54H119V53ZM141 52V53H142ZM173 52V53H174ZM195 52V51H194ZM198 52V51H197ZM55 53V52H54ZM65 53H67V52H65ZM74 53V52H73ZM81 53V52H80ZM118 53V54H117ZM135 54H136V52H134ZM172 53V51L170 52V55H172L171 54ZM188 53V52H187ZM200 53V52H199ZM8 54H9V56H10V53L8 52ZM33 54V53H32ZM43 54H46V56L44 55V56H41V55H43ZM68 54H71V53H68ZM75 54V53H74ZM91 54V53H90ZM97 54V53H96ZM100 54V53H99ZM98 54V55H99ZM101 54H103L102 56V58H104V53H101ZM106 54V53H105ZM135 54H132V55H135ZM138 54V53H137ZM146 54V55H147ZM167 54V53H166ZM198 54V53H197ZM201 54V53H200ZM60 55V54H59ZM61 55H62V53H61ZM81 55V54H80ZM93 55V54H92ZM108 55V54H107ZM110 56H108L107 57V59L109 58V57H111V53L109 54ZM175 55H176V53H175ZM199 55V54H198ZM198 55L197 56H195V57H197L198 58ZM28 56H29V52H28ZM36 56V55H35ZM63 56H65V55H63ZM75 56H78L77 54H75ZM87 56V55H86ZM85 56V57H86ZM95 56V55H94ZM106 56V55H105ZM113 55H112V57H114ZM157 56H158V58H159V60L157 59ZM162 56V55H161ZM160 56V57H161ZM167 56V55H166ZM179 56V55H178ZM183 56V55H182ZM201 56V55H200ZM215 56V55H214ZM244 56H245V54H244ZM52 57V56H51ZM92 57V56H91ZM97 57H99V56H97ZM96 57V58H97ZM111 57V58H112ZM180 57V56H179ZM185 57V56H184ZM184 57H182V58H184ZM189 57V56H188ZM204 57V56H203ZM202 56L200 57V59L201 58H203ZM208 57V56H207ZM4 58H5V55H4V51H1L0 50V63H1V61L3 62L4 61ZM27 58H29V57H27ZM37 58V57H36ZM74 58V57H73ZM77 58V57H76ZM75 58V59H76ZM79 58V57H78ZM82 58H83V56H82ZM101 58V57H100ZM141 58H139V59H141ZM163 57H161V60H163L162 59ZM44 60H45V58H43ZM64 59V58H63ZM70 59H72V58H70ZM84 59V58H83ZM90 59V58H89ZM105 60V62L104 63H106V61H107V59L106 58H104ZM131 59V58H130ZM132 59H134V57H132ZM138 59V58H137ZM246 59L247 60H257V61H259L260 63H264V47L262 46V47H260L259 46V48L258 47H256L255 45L254 46H250L249 48H248V50H247V54H246ZM9 60V59H8ZM29 60H31V59H29ZM33 60V59H32ZM37 60V61H36ZM36 60H34V61H36L37 62V65H38V63L39 62H41L42 60L40 59V61H39V59L37 58ZM77 60V59H76ZM79 60V59H78ZM91 60V59H90ZM109 60V59H108ZM145 60V59H144ZM143 60V61H144ZM182 60V59H181ZM187 60V59H186ZM202 60V59H201ZM52 61V63H53V60H51ZM67 61V60H66ZM82 61V60H81ZM87 61V60H86ZM97 61V60H96ZM99 61H101V59L99 60ZM98 61V62H99ZM111 61H112V59H111ZM116 61H114L115 62V65H117L116 64ZM132 61V60H131ZM134 61V60H133ZM142 61V60H141ZM176 61V60H175ZM178 61H179V59H178ZM204 61V60H203ZM205 61H206V59H205ZM36 62H34V63H36ZM44 61H42L41 63H40V65L43 63ZM46 62V61H45ZM48 62V61H47ZM46 62V63H47ZM92 62V61H91ZM91 62H90V64H91ZM94 62V61H93ZM113 62V63H114ZM136 62V61H135ZM201 62V61H200ZM31 63H33V62H31ZM50 63V62H49ZM55 63H56V61H55ZM68 63V62H67ZM89 63V62H88ZM100 63V62H99ZM108 63V62H107ZM106 63V64H107ZM110 63V62H109ZM119 63V64H120ZM125 63V62H124ZM132 63V62H131ZM130 63V64H131ZM167 63V62H166ZM178 63V62H177ZM180 63V62H179ZM189 63V62H188ZM198 63V62H197ZM203 63V62H202ZM90 64H88V65H90ZM101 64V63H100ZM103 64V63H102ZM118 64V65H119ZM123 64V63H122ZM122 64L120 65V66H122ZM185 64V63H184ZM196 64V63H195ZM206 64V63H205ZM220 64V63H219ZM227 64V63H226ZM30 65H33V64H30ZM36 65V66H37ZM44 65V64H43ZM53 65V64H52ZM68 65V64H67ZM69 65H70V63H69ZM68 65V66H69ZM87 65V66H88ZM92 65H94V64H92ZM92 65H90V66H92ZM110 66H111V63L109 64ZM108 65V66H109ZM134 65V64H133ZM132 65V66H133ZM148 65V64H147ZM146 65V66H147ZM180 65V64H179ZM186 65V64H185ZM201 65H203V64H201ZM218 65V64H217ZM221 65V64H220ZM0 66H2V65H0ZM4 66V65H3ZM11 66V65H10ZM45 66V65H44ZM47 66V65H46ZM49 66V65H48ZM87 66H85V67H87ZM89 66V67H90ZM101 66V65H100ZM102 66H104V65H102ZM106 66V65H105ZM138 66V65H137ZM149 66V65H148ZM192 66V65H191ZM198 66V65H197ZM208 66H209V63H208ZM222 66V65H221ZM33 67H35V65L33 66ZM39 67V66H38ZM41 67V66H40ZM51 67V66H50ZM78 67V66H77ZM93 67V66H92ZM134 67H135V65H134ZM176 67V66H175ZM181 67V66H180ZM202 67V66H201ZM204 67V66H203ZM213 67V66H212ZM215 67V66H214ZM228 68H229V66H227ZM13 68V67H12ZM31 68V67H30ZM111 68V67H110ZM113 68V67H112ZM121 68V67H120ZM136 68V67H135ZM140 68H142L141 67V65H140ZM147 68V67H146ZM189 68V67H188ZM187 68V69H188ZM194 68V67H193ZM217 68H218V66H217ZM224 68V67H223ZM35 69V68H34ZM41 69H42V67H41ZM40 69V70H41ZM43 69H44V71L43 72H45V71H47V70H45V69H47V68H44L43 67ZM49 69V68H48ZM65 69H66V67H65ZM92 68H90V70H91ZM98 69H100V68H98ZM106 69H108L107 67H106ZM106 69H100V70H106ZM124 70H125V67L123 68ZM173 69V68H172ZM185 69V68H184ZM211 69V68H210ZM214 69H216V67L214 68ZM39 69H37L36 71H34V74H35V72H39L38 71ZM64 70V69H63ZM68 70V69H67ZM69 70H72V68L71 69H69ZM85 70V69H84ZM96 70V69H95ZM120 69H118V71H119ZM136 70V69H135ZM182 70V69H181ZM180 70V71H181ZM219 70V69H218ZM228 70V69H227ZM59 71V70H58ZM79 71H81V70H79ZM87 71V69L85 70V72ZM109 71H110V69H109ZM106 72V73H110L111 71H112V74H113V70H111L110 72ZM116 71V70H115ZM118 71H116V72H118ZM126 71H127V69H126ZM126 71H124V73H125V75H123L124 77H126ZM130 71V70H129ZM166 71V72H165ZM172 71V70H171ZM184 71V70H183ZM205 71H206V69H205ZM213 71V70H212ZM236 71V70H235ZM88 72H89V70H88ZM92 72H94V73H96V71H92ZM186 72V71H185ZM187 72H188V70H187ZM194 72V71H193ZM215 71H213V73H214ZM29 73V72H28ZM93 73V74H94ZM102 73V72H101ZM105 73V74H106ZM123 73V70H122V73L121 74H124ZM128 73V72H127ZM140 73V72H139ZM138 73V74H139ZM142 73V72H141ZM213 73H210V74H213ZM220 73V72H219ZM230 73V72H229ZM232 73H234V72H232ZM30 74V73H29ZM38 74V73H37ZM59 74V73H58ZM61 74V73H60ZM67 74H68V72H67ZM71 75L72 74H74V73H72V71H71V73H70ZM90 74V73H89ZM92 74V73H91ZM92 74V75H93ZM97 74V73H96ZM96 74H94V75H96ZM103 74V73H102ZM111 74V75H112ZM116 74V73H115ZM121 74H118V75H121ZM180 74H182V73H180ZM216 74H218V73H216ZM236 74V73H235ZM70 75V77L72 78V76ZM83 75H85V73H83ZM83 75H80V76H83ZM88 75V74H87ZM91 75V76H92ZM98 75H99V72H98ZM101 75V74H100ZM99 75V76H100ZM111 75H109V78L108 79H110V76ZM114 75V74H113ZM130 75H131V73H130ZM130 75H128V77L130 76ZM132 75H135L134 73H132ZM140 75V74H139ZM145 75V74H144ZM146 75H147V73H146ZM196 75V74H195ZM198 75V74H197ZM207 75V74H206ZM209 75V74H208ZM214 75V74H213ZM222 75V74H221ZM30 76H32L31 74H30ZM68 76H69V74H68ZM90 76V77H91ZM97 76V75H96ZM108 76V75H107ZM116 76V75H115ZM176 76V75H175ZM174 76V77H175ZM183 76V75H182ZM187 77H188V75H186ZM200 76V75H199ZM210 76V75H209ZM216 76V75H215ZM223 76V75H222ZM79 77V76H78ZM88 77V76H87ZM190 77H191V75H190ZM189 77V78H190ZM224 77V76H223ZM223 77H222V79H223ZM236 77V76H235ZM28 78H29V76H28ZM31 78H33V77H31ZM31 78L29 79V80H31ZM67 78V77H66ZM82 78V77H81ZM85 77H83V79H84ZM89 78V77H88ZM92 78H95V76L93 77H91V79ZM138 79H139V77H137ZM141 78V77H140ZM143 78V77H142ZM172 78V77H171ZM180 78V77H179ZM182 78V77H181ZM198 78V77H197ZM196 78V79H197ZM200 78V77H199ZM203 78H204V76H203ZM206 78V77H205ZM209 78V77H208ZM216 78V77H215ZM218 78V77H217ZM233 78V77H232ZM34 79V78H33ZM68 79V78H67ZM70 79V78H69ZM68 79V80H69ZM86 79V78H85ZM84 79V80H85ZM90 79V78H89ZM89 79H88V81H89ZM90 79V80H91ZM102 79V78H101ZM106 79V78H105ZM107 79V81H109ZM132 78H130V80H131ZM134 79V78H133ZM138 79H137V81H138ZM145 79V78H144ZM170 79V78H169ZM176 79V78H175ZM175 79H174V81H175ZM193 79V78H192ZM201 79V78H200ZM228 79V78H227ZM36 80V79H35ZM71 80V79H70ZM76 80V79H75ZM93 80V79H92ZM91 80V81H92ZM117 80V79H116ZM122 80V79H121ZM125 80V79H124ZM136 80V79H135ZM146 80V81H147ZM189 80V79H188ZM187 80V81H188ZM190 80H191V78H190ZM210 80V79H209ZM238 80V79H237ZM53 81V80H52ZM67 81V80H66ZM87 81V80H86ZM90 81V82H91ZM96 81V80H95ZM127 81H129V80H127ZM173 81V80H172ZM178 81H180V80H178ZM193 81H195L194 79H193ZM220 81H221V79H220ZM30 82V81H29ZM33 82V81H32ZM38 82V81H37ZM36 82V84H38ZM55 82V81H54ZM68 82V81H67ZM74 82V81H73ZM93 82V81H92ZM97 82V81H96ZM95 82V83H96ZM99 82V81H98ZM118 82V81H117ZM120 82V81H119ZM134 82V81H133ZM142 82V81H141ZM181 82V81H180ZM179 82V83H180ZM190 82V81H189ZM34 83V82H33ZM40 83V82H39ZM51 83V82H50ZM57 83V82H56ZM58 83H60V81L58 82ZM63 83V82H62ZM69 83V82H68ZM100 83V82H99ZM103 83V82H102ZM125 83V82H124ZM132 83V82H131ZM144 83V82H143ZM174 83V82H173ZM178 83V84H179ZM184 83V82H183ZM204 83V82H203ZM240 83V82H239ZM31 84V83H30ZM67 84V83H66ZM83 84H84V82H83ZM101 84V83H100ZM105 84V83H104ZM110 84V83H109ZM108 84V85H109ZM112 84V83H111ZM129 84H130V81H129ZM136 84H137V82H136ZM149 84V83H148ZM147 84V85H148ZM186 84V83H185ZM184 84V85H185ZM190 84V83H189ZM200 84V83H199ZM238 84V83H237ZM241 84V83H240ZM239 84V85H240ZM57 85V84H56ZM59 85V84H58ZM57 85V86H58ZM63 85H65V82L63 83ZM68 85V84H67ZM92 85V84H91ZM93 85H94V83H93ZM96 85V84H95ZM108 85H106V86H108ZM123 85V84H122ZM121 85V86H122ZM130 85H133V84H130ZM141 84L139 83L138 84V86H140ZM145 85V84H144ZM143 85V86H144ZM169 85V84H168ZM209 85V84H208ZM239 85H238V88H239ZM33 86V85H32ZM40 86H42V85H40ZM43 86H44V84H43ZM56 86V87H57ZM97 86H99V85H97ZM97 86H95V87H93V88H96L95 90H97L98 89V87ZM134 86V85H133ZM132 86V87H133ZM136 86V85H135ZM138 86H136V87H138ZM180 86V85H179ZM237 86V85H236ZM34 87H35V85H34ZM33 87V88H34ZM44 87H46V86H44ZM63 87V86H62ZM101 87H103V84L101 85ZM111 87V86H110ZM112 87H114V86H112ZM125 87V86H124ZM127 87V86H126ZM125 87V88H126ZM145 87V86H144ZM146 87H148V86H146ZM182 87V86H181ZM201 87V86H200ZM208 87V86H207ZM217 87V86H216ZM229 87V86H228ZM242 87V86H241ZM245 87V86H244ZM36 88H38V87H36ZM40 88V87H39ZM50 88V87H49ZM91 88V87H90ZM106 87H104V89H105ZM119 88H121V87H119ZM143 88V87H142ZM170 88V87H169ZM185 88V87H184ZM190 88V87H189ZM191 88H192V86H191ZM198 88V87H197ZM212 88V87H211ZM35 89V88H34ZM55 89H57V88H55ZM60 89V88H59ZM100 89V88H99ZM114 89V88H113ZM128 89V88H127ZM150 89V88H149ZM171 89V88H170ZM179 89V88H178ZM195 89V88H194ZM210 89V88H209ZM215 89V88H214ZM241 89L242 88H240L239 90L241 91ZM246 91H247V99H248V103H249V108H255V107H257V108H259V109H262L263 108V106H264V94H263V91H262V89L263 88H261L260 87V84H259V82L258 81H249V82H247V84H246ZM30 90H32V89H30ZM40 90V89H39ZM45 90V89H44ZM44 90H41L42 91V94H43V91ZM49 90V89H48ZM61 90V89H60ZM84 90H85V87H84ZM87 90V89H86ZM92 90V89H91ZM101 90V89H100ZM106 90V89H105ZM108 90V89H107ZM120 90V89H119ZM135 90H136V88H135ZM143 90V89H142ZM180 90H182V89H180ZM191 90V89H190ZM192 90H193V88H192ZM203 91H204V89H202ZM211 90V89H210ZM235 90V89H234ZM36 91V90H35ZM46 91V90H45ZM52 91H54V89L52 90ZM88 91V90H87ZM99 91V90H98ZM120 91H123V90H120ZM131 91V90H130ZM129 91V92H130ZM134 91V90H133ZM139 92H140V90H138ZM149 91V90H148ZM174 91V90H173ZM196 91H198L197 89H196ZM202 91V92H203ZM228 91V90H227ZM226 91V92H227ZM36 92H39V91H36ZM35 92V94H37ZM47 92V91H46ZM101 92V91H100ZM100 92H98V93H100ZM107 92V91H106ZM115 92H116V90H115ZM128 92V91H127ZM127 92L126 91H124V93H126L127 94ZM132 92V91H131ZM166 92V91H165ZM209 92H212V91H209ZM237 92V91H236ZM245 92V91H244ZM62 93V92H61ZM123 93V94H124ZM132 93H134V92H132ZM132 93H130L131 95H132ZM142 93V92H141ZM146 94L148 93L147 92V89H146V92H145ZM144 93V94H145ZM222 93V92H221ZM241 93L243 94V92L241 91ZM46 94H48V92L47 93H45V95ZM52 94H54V93H52ZM108 94V93H107ZM113 94V93H112ZM129 93H128V95H130ZM138 94V93H137ZM151 95H155V93L153 94V92L152 93H150ZM150 94L148 93V95L150 96ZM159 94V93H158ZM161 94V93H160ZM169 94V93H168ZM185 94V93H184ZM201 94V93H200ZM216 94V93H215ZM223 94V93H222ZM239 94V93H238ZM241 94V95H242ZM30 95V94H29ZM39 95V94H38ZM44 95V96H45ZM61 95V94H60ZM96 95V94H95ZM99 95V94H98ZM134 95V97L136 96V94H133ZM147 95V96H148ZM162 95V94H161ZM182 95V94H181ZM191 95V94H190ZM194 95V94H193ZM209 95H210V93H209ZM208 95V96H209ZM225 95H226V93H225ZM237 94H235V96H236ZM42 96V95H41ZM43 96V97H44ZM53 96V95H52ZM112 96V98H113V95H111ZM121 96V95H120ZM141 96V95H140ZM143 96V95H142ZM177 96V95H176ZM186 96V95H185ZM192 96V95H191ZM211 96H212V94H211ZM213 96H214V94H213ZM212 96V97H213ZM219 96H221V95H219ZM230 96V95H229ZM232 96V95H231ZM245 96V95H244ZM38 97V96H37ZM42 97V98H43ZM106 97V96H105ZM133 97V98H134ZM138 97V96H137ZM137 97H135V99L137 98ZM165 97V96H164ZM175 97V96H174ZM193 97V96H192ZM200 97V96H199ZM202 97V96H201ZM240 97V96H239ZM32 98V97H31ZM40 99H41V97H39ZM38 98V99H39ZM55 98V97H54ZM63 98V97H62ZM96 99H97V97H95ZM132 98V97H131ZM132 98V99H133ZM154 98V97H153ZM166 98H168L167 96H166ZM203 98V97H202ZM209 98V97H208ZM218 98H224V94H223V97H217V99ZM227 98H228V96H227ZM227 98H225L226 100H229V99H227ZM232 98V97H231ZM241 98H243L242 96H241ZM37 99V98H36ZM37 99V100H38ZM45 99V98H44ZM89 99V98H88ZM90 99H94V98H90ZM89 99V100H90ZM96 99H94V100H96ZM108 99H110L109 97H108ZM118 99V98H117ZM140 99V98H139ZM141 99H143V98H141ZM146 99V98H145ZM156 99V98H155ZM197 99V98H196ZM220 99H219V101H220ZM238 99H240V98H238ZM53 100V99H52ZM85 100V99H84ZM88 100V101H89ZM120 100V99H119ZM154 100V99H153ZM204 100V99H203ZM209 100V99H208ZM214 100V99H213ZM223 100V99H222ZM221 100V101H222ZM233 100V99H232ZM236 100V99H235ZM32 101V100H31ZM36 101V100H35ZM48 101V100H47ZM88 101H86V102H88ZM91 101V100H90ZM103 101V100H102ZM101 101V102H102ZM111 101V100H110ZM141 101V100H140ZM147 101H148V98H147ZM152 101V100H151ZM173 101V100H172ZM181 101V100H180ZM210 101V100H209ZM215 101H216V99H215ZM218 101V100H217ZM216 101V103H218ZM221 101H220V103H219V105H223L224 103H226V102H224V103H221ZM241 101V100H240ZM28 102H29V100H28ZM37 102V101H36ZM38 102H39V100H38ZM53 102V101H52ZM157 102V101H156ZM170 102V101H169ZM204 102V101H203ZM208 102V101H207ZM212 102V101H211ZM223 102V101H222ZM233 102V101H232ZM242 102V101H241ZM50 103V102H49ZM55 103H57V102H55ZM103 103V102H102ZM104 103H106V102H104ZM111 103V102H110ZM145 103V102H144ZM147 103V102H146ZM149 103V102H148ZM152 103H154V102H152ZM166 103V102H165ZM190 103V102H189ZM205 103V102H204ZM214 103V102H213ZM216 103H214L215 105H217ZM235 103H237V102H235ZM31 104V103H30ZM29 104V105H30ZM35 104V103H34ZM33 104V105H34ZM37 104V103H36ZM40 104H44V102H42V103H40L39 102V104H37V105H40ZM61 103H59V105H60ZM86 104V103H85ZM171 104V103H170ZM238 104V103H237ZM243 104V103H242ZM241 104V105H242ZM245 104H246V102H245ZM41 105V108H44V105H45V108H46V110L48 109L47 107H49V105L47 106L46 105V103L42 106ZM50 105H53V104H50ZM108 105V104H107ZM114 105V104H113ZM116 105V104H115ZM139 106H140V104H138ZM145 105V104H144ZM148 105V104H147ZM214 105V106H215ZM222 105H221V108H223L222 107ZM226 105H227V103H226ZM233 105V104H232ZM231 105V106H232ZM244 105V104H243ZM54 106V105H53ZM53 106H51V107H53ZM80 106V105H79ZM85 106V105H84ZM86 106H88V105H86ZM224 106V105H223ZM237 106V105H236ZM246 106V105H245ZM4 107V111L5 112H7L6 111V107L5 106H3ZM37 108H38V106H36ZM82 107V106H81ZM89 107H90V105H89ZM103 107H104V105H103ZM106 107V106H105ZM118 107V106H117ZM116 107V108H117ZM199 107V106H198ZM210 107V106H209ZM226 107V106H225ZM241 107V106H240ZM32 108H33V106H32ZM31 108V109H32ZM35 108V107H34ZM36 108V109H37ZM53 108H55V107H53ZM53 108H51V110L53 109ZM102 108V107H101ZM109 109H110V107H108ZM107 108V109H108ZM112 108V107H111ZM116 108H115V110H116ZM132 108H133V106H132ZM181 108V107H180ZM208 108V107H207ZM215 108V107H214ZM246 108V107H245ZM39 109H40V107H39ZM56 109V108H55ZM58 109V108H57ZM60 109V108H59ZM58 109V110H59ZM138 109V108H137ZM144 109H145V107H144ZM147 109V108H146ZM176 109V108H175ZM209 109V108H208ZM213 109V108H212ZM42 110V109H41ZM45 110V109H44ZM49 110V109H48ZM47 110V111H48ZM83 110V109H82ZM96 110V109H95ZM102 110V109H101ZM104 110V109H103ZM112 110V109H111ZM114 110V109H113ZM135 110V109H134ZM217 110V109H216ZM230 110V109H229ZM262 110H264V109H262ZM47 111H44V112H47ZM63 111V110H62ZM88 111H90V110H88ZM92 111V110H91ZM126 111H128V110H126ZM144 111H147V110H144ZM220 111V110H219ZM239 111V110H238ZM251 111V110H250ZM5 112H3L5 115H8V113H5ZM37 112H38V110H37ZM42 112H43V110H42ZM42 112H41V114H42ZM49 112V111H48ZM47 112V113H48ZM51 112H53V111H51ZM117 112V111H116ZM185 112V115H184V121L182 122V124H183V127H182V131L181 132H183V136H184V138H190V139H196L198 136L200 137V135L202 134L199 130V127H200V123H199V116L198 115H196V113L194 114V110L192 111L191 109H189V108H187V110H185L184 111ZM222 112V111H221ZM236 112V111H235ZM252 112V111H251ZM39 113H40V111H39ZM46 113V114H47ZM95 113H97V111L95 112ZM126 113V112H125ZM144 113V112H143ZM177 112L175 111V114H176ZM218 113V112H217ZM260 113V112H259ZM3 114V115H4ZM37 114V113H36ZM48 114H50V112L48 113ZM53 114V113H52ZM50 115V116H54V115ZM55 114V113H54ZM154 114V113H153ZM10 115V114H9ZM39 115V114H38ZM142 115V114H141ZM227 115H228V113H227ZM42 116H43V114H42ZM63 116V115H62ZM82 116V115H81ZM88 115H86V117H87ZM145 116V115H144ZM160 116V115H159ZM163 116V115H162ZM207 116V115H206ZM264 116V115H263ZM6 117V116H5ZM32 117V116H31ZM38 117V116H37ZM43 117H45V116H43ZM42 117V118H43ZM47 117V116H46ZM45 117V118H46ZM59 117V116H58ZM68 117V116H67ZM84 117H85V115H84ZM85 117V118H86ZM100 117V116H99ZM137 117V116H136ZM167 117V116H166ZM180 117V116H179ZM210 117V116H209ZM214 117V116H213ZM223 117V116H222ZM226 117V116H225ZM230 117V116H229ZM55 118V117H54ZM57 118V117H56ZM62 118V117H61ZM96 118V117H95ZM98 118V117H97ZM134 118V117H133ZM141 118V117H140ZM152 118V117H151ZM257 118V117H256ZM47 119H49V115H48V118ZM53 119V118H52ZM51 119V120H52ZM75 119V118H74ZM83 119V118H82ZM87 119V118H86ZM89 119V118H88ZM125 119V118H124ZM127 119H129V118H127ZM162 119V118H161ZM215 119V118H214ZM57 120V119H56ZM64 120V119H63ZM63 120H61V121H63ZM90 120V119H89ZM99 120V119H98ZM103 120V119H102ZM117 120V119H116ZM133 120V119H132ZM131 120V121H132ZM173 120H174V118H173ZM206 120V119H205ZM216 120V119H215ZM235 120V119H234ZM249 120V119H248ZM46 121H48V120H46ZM45 121V122H46ZM55 121V120H54ZM68 121V120H67ZM70 121V120H69ZM68 121V122H69ZM83 121V120H82ZM91 121V120H90ZM105 121V120H104ZM113 121V120H112ZM118 121V120H117ZM122 121H123V119H122ZM135 121V120H134ZM133 121V122H134ZM141 121V120H140ZM181 121H182V119H181ZM181 121H180V123H181ZM207 121V120H206ZM222 121H223V119H222ZM57 122H59V121H57ZM56 122V123H57ZM66 122V121H65ZM89 122V121H88ZM119 122V121H118ZM129 122V121H128ZM132 122V123H133ZM138 122V121H137ZM144 122V121H143ZM242 122V121H241ZM62 123V122H61ZM69 123H71V122H69ZM82 123V122H81ZM95 123V122H94ZM115 123V122H114ZM121 123V122H120ZM125 123V122H124ZM151 123H153V122H150V124ZM175 123V122H174ZM178 123V122H177ZM207 123V122H206ZM210 123V122H209ZM218 123V122H217ZM233 123V122H232ZM53 124H55L54 122H53ZM60 124V123H59ZM63 124H64V122H63ZM149 124V125H150ZM166 124V123H165ZM181 124V125H182ZM223 124V123H222ZM239 124V123H238ZM49 124H47V128L45 127V129H43V127H42V129L41 128H39V127H37V126H33L32 125V128H30L29 129V131L27 132L26 131V133L25 134H27L28 133V137L27 136H25L26 137V139H27V142H26V144H27V146L29 145L30 146V149H31V152H33V153H35L36 155L37 154H41V153H48L47 155H49V157L50 156H53V157H55V158H57L60 162H61V164L63 165V166H65V168L67 169V170H70L72 173H73V180H74V185L76 186V190H78V191H80L81 193H88V194H90L91 195V197H93V196H95L98 192H103V193H105V194H108V195H112V196H115L116 198H118L119 200H122V199H124V200H128V201H130L129 203H131V204H134V203H136V202H134V203H132L133 202V200H135L136 199V197H138V196H140V197H144V200H145V198L146 197H150V196H155L156 198H157V195L158 196H163V197H165V196H167V195H169L170 193H172V194H174V195H176V196H179L180 197V199H181V201L182 200H184V199H182L181 197H183V196H185L186 194H185V192H186V190H189V188H187V184L189 183H187L186 182V180L188 179V178H186L185 176H183L182 175V172L180 173V169L178 168V167H175L172 163H170L169 162V160H167V159H165V158H163V156L164 155H156V157H159V158H157L158 160H156V163H148V162H146V160H144V159H136L135 158V160H133V158L131 159V158H128V157H131L130 156V154H128L129 156L127 157V155H125L127 158H122V156L123 155H121L120 157L119 156H115V154L113 155L112 153H111V151H110V148H109V142L107 143V142H105L104 140L103 141H101L100 143H97L96 141H91V139H90V137L91 136H89L87 133H86V131H85V129H83V128H81V127H78V126H81V125H75L74 127H71L70 126V129H67V127H66V129H58V128H56V127H50V126H48ZM57 125V124H56ZM118 125V124H117ZM127 125V124H126ZM139 125V124H138ZM146 125V124H145ZM157 124H155L154 125V127L156 126ZM208 125V124H207ZM215 125V124H214ZM224 125V124H223ZM229 125V124H228ZM241 125V124H240ZM256 125V124H255ZM261 125V124H260ZM45 126V125H44ZM63 126V125H62ZM109 126V125H108ZM118 126H120V125H118ZM124 126V125H123ZM219 126H221V125H219ZM50 127V128H49ZM64 127V128H65ZM90 127V126H89ZM111 127V126H110ZM109 127V128H110ZM130 127V126H129ZM158 127V126H157ZM230 127V126H229ZM234 127V126H233ZM246 127V126H245ZM60 128V127H59ZM62 128V127H61ZM115 128V127H114ZM141 128V127H140ZM143 128V127H142ZM150 128H152V127H150ZM166 128H167V126H166ZM211 128V127H210ZM261 128V127H260ZM264 128V127H263ZM28 129V128H27ZM88 128L86 127V130H87ZM113 129V128H112ZM131 129H132V127H131ZM145 129H147V126L145 127ZM163 129V128H162ZM233 129V128H232ZM246 129V128H245ZM251 129V128H250ZM256 129V128H255ZM89 130H91V129H89ZM129 130V129H128ZM149 130V129H148ZM154 130V129H153ZM167 130H168V128H167ZM170 130V129H169ZM215 130V129H214ZM229 130V129H228ZM241 130V129H240ZM52 131V132H51ZM88 131V130H87ZM94 130H92V131H90V132H93ZM99 131V130H98ZM133 131V130H132ZM142 131V130H141ZM213 131V130H212ZM56 132V133H55ZM96 132V131H95ZM94 132V133H95ZM131 132V131H130ZM161 132V131H160ZM98 133V132H97ZM145 133H147V131L145 130ZM152 133V132H151ZM180 133V132H179ZM217 133V132H216ZM228 133V132H227ZM252 133V132H251ZM263 133V132H262ZM90 134V133H89ZM121 134V133H120ZM141 134V133H140ZM206 134V133H205ZM209 134H210V132H209ZM250 134V133H249ZM91 135V134H90ZM96 135V134H95ZM143 135V134H142ZM162 135H163V133H162ZM220 135V134H219ZM94 136V135H93ZM115 136V135H114ZM134 136V135H133ZM141 136V135H140ZM156 136V135H155ZM202 136V135H201ZM221 136V135H220ZM261 136H262V134H261ZM101 137V135H99V138ZM108 137V136H107ZM106 137V138H107ZM153 137V136H152ZM106 138H104V139H106ZM132 138V137H131ZM156 138V137H155ZM158 138H160V136L158 137ZM207 138V137H206ZM258 138V137H257ZM263 138V137H262ZM56 139H57V141H56ZM101 139H103V136L101 137ZM100 139V140H101ZM108 139H109V137H108ZM210 139V138H209ZM95 140V139H94ZM107 140V139H106ZM135 140V139H134ZM154 140V139H153ZM221 140V139H220ZM53 141H55V142H58V145L57 146H55V145H53ZM99 141V140H98ZM132 141V140H131ZM210 141H212V139L210 140ZM218 141V140H217ZM227 141V140H226ZM11 142V141H10ZM112 142V141H111ZM142 142V141H141ZM164 142V141H163ZM49 143H51V145L49 146L48 144ZM119 143V142H118ZM121 143V142H120ZM210 143V142H209ZM221 144V143H220ZM238 144V143H237ZM9 145V144H8ZM119 145V144H118ZM212 146V145H211ZM131 147V146H130ZM190 147V146H189ZM208 147H210V146H208ZM213 147V146H212ZM114 148V147H113ZM120 148V147H119ZM118 148V149H119ZM140 148V147H139ZM148 148V147H147ZM205 148V151L207 150V147H204ZM118 149H114V150H118ZM114 150H112V151H114ZM122 150V149H121ZM192 150V149H191ZM242 150V149H241ZM119 151V150H118ZM123 151V153H124V150H122ZM121 151V152H122ZM264 151V150H263ZM121 152H118V153H121ZM126 152V151H125ZM133 152V151H132ZM134 152H136V151H134ZM146 152H147V150H146ZM198 152V151H197ZM117 153V152H116ZM122 153V154H123ZM155 153V152H154ZM196 153V152H195ZM127 154V153H126ZM141 154V152H137V154H133V157H136V156H134V155H137V157H139V155ZM146 154V153H145ZM194 154V153H193ZM261 154V153H260ZM28 155V154H27ZM42 155V154H41ZM143 155H144V153H143ZM148 155H151V154H148ZM192 155V154H191ZM209 155H211L210 153H209ZM124 156V157H125ZM142 156V155H141ZM154 156V155H153ZM194 156V155H193ZM207 156V155H206ZM228 156V155H227ZM258 156H260L259 154H258ZM28 157V156H27ZM39 157V156H38ZM144 157H145V155H144ZM144 157H142V158H144ZM150 158H151V156H149ZM174 157V156H173ZM182 157V156H181ZM29 158V157H28ZM87 158H89V169H88V165H86L87 164ZM260 158V157H259ZM52 159V158H51ZM146 159H147V157H146ZM149 159V158H148ZM193 159V158H192ZM197 159V158H196ZM260 160V159H259ZM148 161V160H147ZM152 161V160H151ZM180 161V160H179ZM64 162L66 163V164H64ZM106 164H105V163ZM154 162V161H153ZM86 163V164H85ZM175 163V162H174ZM217 163V162H216ZM147 164H149L148 165V167H147ZM183 164V163H182ZM234 164V163H233ZM42 165V164H41ZM172 165V167H170ZM176 165V164H175ZM186 165V164H185ZM210 165V164H209ZM222 165V164H221ZM236 165V164H235ZM62 166V167H63ZM56 167V166H55ZM186 167V166H185ZM235 167V166H234ZM222 168V167H221ZM226 168H227V166H226ZM39 169V171H41V169H42V167H41V169L40 168H37V170ZM87 169H88V171H87ZM186 169V168H185ZM212 169H214V168H212ZM235 169V168H234ZM36 170V169H35ZM36 170V171H37ZM31 171V170H30ZM42 171L43 172H45V170H43L42 169ZM47 171V170H46ZM214 171V170H213ZM225 171V170H224ZM228 171V170H227ZM29 172V171H28ZM35 171H33L32 173H34ZM68 172V171H67ZM87 172L89 173V174H87ZM216 172V171H215ZM229 172V171H228ZM254 172V171H253ZM47 173L48 172H46V173H44V175L46 174V176H47ZM56 173V172H55ZM71 173V174H72ZM210 173V172H209ZM222 173V172H221ZM224 173H226V172H224ZM29 174H30V172H29ZM37 174V173H36ZM49 174V173H48ZM58 174V173H57ZM70 174V175H71ZM103 174H105V176H106V178L105 177H103L102 175ZM211 174H213V173H211ZM229 174V173H228ZM50 175V174H49ZM232 175V174H231ZM264 175V174H263ZM45 176V177H46ZM51 176V175H50ZM49 176V177H50ZM67 176V175H66ZM89 176V177H88ZM257 176V175H256ZM260 176V175H259ZM49 177L47 178L48 179V181H50L49 180ZM264 177V176H263ZM234 178H235V176H234ZM51 179H52V176H51ZM115 179H118V183L120 184L121 183V187H111V184H113V182H114V180ZM236 179V178H235ZM261 180H262V178H260ZM264 179V178H263ZM88 180H89V182L91 183V186L89 187L88 186ZM223 180V179H222ZM234 180V179H233ZM259 180V179H258ZM47 181V182H48ZM204 181V180H203ZM209 181H211V180H209ZM229 181V180H228ZM236 181V180H235ZM264 181V180H263ZM117 182V181H116ZM212 182V181H211ZM259 182V181H258ZM49 183V182H48ZM191 183V182H190ZM189 183V184H190ZM194 183V182H193ZM193 183H192V185H193ZM198 183H201V182H198ZM198 183H196V184H198ZM226 183V182H225ZM234 183V182H233ZM241 183V182H240ZM240 183H239V185H240ZM264 183V182H263ZM262 183V184H263ZM119 184H118V186H119ZM206 184H210V182H208L207 180H206ZM261 184V183H260ZM261 184V185H262ZM38 186H40V185H38ZM191 186V185H190ZM199 186H200V184H199ZM198 186V187H199ZM204 186V185H203ZM207 186V185H206ZM210 186V185H209ZM260 186V185H259ZM34 187H36V186H34ZM44 187V186H43ZM55 187V186H54ZM193 187V186H192ZM242 187H244V186H242ZM40 188H41V186H40ZM40 188H38V189H40ZM48 188V187H47ZM46 188V189H47ZM196 188V187H195ZM194 188V189H195ZM192 189V188H191ZM234 189V188H233ZM34 190H35V188H34ZM168 190V191H167ZM196 190V189H195ZM225 190V189H224ZM36 191H37V189H36ZM41 191H42V188H41ZM44 191V190H43ZM49 191V190H48ZM198 191V190H197ZM260 191V190H259ZM35 192V191H34ZM39 192H40V190H39ZM75 192H77V191H75ZM79 192V193H80ZM168 192V193H167ZM227 192V191H226ZM247 192V191H246ZM250 193H252L251 191H249ZM36 193V192H35ZM187 193V192H186ZM191 193V192H190ZM62 194V193H61ZM66 194V193H65ZM73 194L74 193H72V196H73ZM189 194V193H188ZM201 194V193H200ZM238 194V193H237ZM236 194V195H237ZM246 194V193H245ZM253 194V193H252ZM260 194V193H259ZM259 194H257L256 196H258ZM80 195V194H79ZM84 195V194H83ZM191 195V194H190ZM192 195H193V193H192ZM196 195V194H195ZM223 195V194H222ZM227 195V194H226ZM229 195V194H228ZM227 195V196H228ZM243 195V194H242ZM111 196V197H112ZM153 196V197H154ZM170 196H172L171 194H170ZM187 197H188V195H186ZM208 196V195H207ZM215 196V195H214ZM219 195H217V197H218ZM234 196V195H233ZM230 196L232 199L235 197L236 198V200H237V198L238 197H236V196ZM249 196V195H248ZM254 196H255V194H254ZM255 196V197H256ZM30 197V196H29ZM33 197V196H32ZM73 197H75V196H73ZM77 197H79V196H77ZM77 197H75V198H77ZM90 197V198H91ZM101 197V196H100ZM206 197V196H205ZM224 197V196H223ZM230 197H228V198H230ZM259 197V196H258ZM260 197L262 198V196H261V194H260ZM41 198V197H40ZM94 198V197H93ZM93 198H91V200H94ZM122 198V199H121ZM155 198V199H156ZM162 198V197H161ZM165 198H169L168 196L167 197H165ZM177 198V197H176ZM183 198H186V197H183ZM230 198V199H231ZM251 198V197H250ZM257 198V197H256ZM256 198H253L255 201L256 200H258V199H256ZM49 199V198H48ZM80 199V198H79ZM138 199V198H137ZM136 199V200H137ZM178 199V198H177ZM193 199V198H192ZM229 199V200H230ZM232 199H231V202H232ZM245 199V198H244ZM252 199V202L254 201ZM56 200V199H55ZM59 200V199H58ZM96 200V199H95ZM111 200V199H110ZM143 200V201H144ZM151 200V199H150ZM153 200H154V198H153ZM176 200V199H175ZM190 200V199H189ZM205 200V199H204ZM208 200H210V199H208ZM207 200V201H208ZM221 199H219V201H220ZM224 200V199H223ZM228 200V203L230 202ZM239 200V199H238ZM259 200H261V199H259ZM38 201V200H37ZM62 201V200H61ZM77 201V200H76ZM139 200H137V202H138ZM195 201V200H194ZM217 201V200H216ZM225 201V200H224ZM224 201H221V202H223L224 203ZM253 202V208H254V206H258L257 204H255L256 202ZM82 202V201H81ZM94 203H96V204H98L97 202H95V201H93ZM93 202H90V203H93ZM103 202V201H102ZM140 202H142L141 200H140ZM151 202V201H150ZM201 202V201H200ZM213 202H214V200H213ZM233 202H234V200H233ZM258 202H260V201H258ZM74 203V202H73ZM72 203V204H73ZM143 203V202H142ZM147 203V202H146ZM154 203V202H153ZM205 203V202H204ZM217 203V202H216ZM227 203V204H228ZM239 202H236V204H234V205H238L237 207H239V204H241L242 205V203L240 202L239 204H238ZM101 204V202H99V205ZM110 204V203H109ZM144 204V203H143ZM149 204V203H148ZM190 204V203H189ZM188 204V205H189ZM193 204V203H192ZM218 204V203H217ZM217 204H214V205H217ZM230 204H232V203H229V206L230 207H235L233 204L232 205H230ZM255 204V205H254ZM260 205H262V204H264L263 202H262V204L261 203H259ZM51 205V204H50ZM90 205V204H89ZM88 205V206H89ZM118 205V204H117ZM137 205V206H136ZM145 206H146V204H144ZM175 205V204H174ZM179 205V204H178ZM182 206H183V203L181 204ZM180 205V206H181ZM187 205V204H186ZM186 205H185V207H186ZM195 205V204H194ZM249 205V206H248ZM247 206V208H249L250 207V204H248ZM62 206V205H61ZM93 206H95V205H93ZM201 206V205H200ZM218 206V205H217ZM220 206V205H219ZM224 206V205H223ZM243 206V205H242ZM242 206L241 207H239V208H237V207H235L236 209H239L238 210V212H240V215H241V211L243 210L244 211V213H245V211L247 210V209H241V211H240V208H242ZM246 206V205H245ZM41 207V206H40ZM44 207V206H43ZM46 207V206H45ZM60 207V206H59ZM64 207V206H63ZM91 207V206H90ZM112 207V206H111ZM116 207V206H115ZM119 207V206H118ZM177 207V206H176ZM194 207V206H193ZM221 207V206H220ZM220 207H218V209L220 208ZM229 207V208H230ZM251 207V208H252ZM261 207H263V205L261 206ZM261 207L259 208V206H258V209L257 210H255V214L258 212H260V211H262L261 210ZM32 208V207H31ZM89 208V207H88ZM93 208V207H92ZM99 208H100V206H99ZM99 208H95L94 209V213L93 214H90V217L87 219V220H85V221H87L88 222V225H89V228H94V230H95V232H96V236H98L99 238L100 237H102V238H107V239H110V240H115L116 238L117 239H119V241L121 240V241H127V240H129V239H132L133 237L134 238H136V240H138V239H141V238H145L146 237V235H147V233H146V230L143 228V226H144V220H143V218L142 217H139L138 215H141V214H139L138 212V215H136V213H135V217H131L132 215H130V213L128 214L126 211H115L116 213H113V211L110 213L109 211L110 210H107L106 211V208H105V210H102V208L101 209H99ZM132 208V207H131ZM136 208H138V204L136 203L135 204V211H136ZM155 208V207H154ZM204 208V207H203ZM213 208H214V206H213ZM229 208H228V211H229ZM264 208V207H263ZM262 208V209H263ZM56 209V208H55ZM113 209V208H112ZM175 209V208H174ZM180 209V208H179ZM195 209V208H194ZM193 209V210H194ZM223 209H224V207H223ZM54 210V209H53ZM93 210V209H92ZM114 210V209H113ZM132 210H134L133 208H132ZM144 210V209H143ZM153 210V209H152ZM172 210V209H171ZM183 210H185L184 208H183ZM215 210V209H214ZM226 210H227V208H226ZM231 210V209H230ZM57 211V210H56ZM134 211V212H135ZM142 211V210H141ZM178 211H180V210H178ZM187 211H188V209H187ZM190 211V213H191V209L189 210ZM189 211H188V214H189ZM195 211V210H194ZM203 211V210H202ZM220 211V210H219ZM225 211V210H224ZM231 211H233V209L231 210ZM250 211V210H249ZM254 211V210H253ZM34 212V211H33ZM33 212H31V214L33 213ZM171 212H173V211H171ZM181 212H182V210H181ZM184 212V211H183ZM236 212V211H235ZM235 212H233V213H235ZM30 213V212H29ZM50 213V212H49ZM61 213V212H60ZM63 213V212H62ZM153 213V212H152ZM176 213V212H175ZM174 213V214H175ZM213 213V212H212ZM215 213H216V211H215ZM214 213V214H215ZM226 213V212H225ZM231 213V215H232V212H230ZM237 213V212H236ZM253 212H251V215H252V217L254 216V214H252ZM257 213V214H258ZM261 214V216L260 215H258V216H260L261 217V219H258V222H259V220H262V221H264L263 219H262V213H263V211L262 212H260ZM35 214V213H34ZM51 214V213H50ZM56 214V213H55ZM80 214V213H79ZM89 214V213H88ZM128 214V215H127ZM172 214V213H171ZM186 214V213H185ZM217 214V213H216ZM220 214H222V212H220ZM37 215V214H36ZM41 215V214H40ZM134 215V214H133ZM143 215H145V214H143ZM168 215V214H167ZM190 215V214H189ZM197 215V214H196ZM201 215H202V212H201ZM223 215V214H222ZM221 215V216H222ZM234 215V214H233ZM236 215V214H235ZM239 214H238V216L239 217H241L242 215H243V213H242V215L240 216ZM248 215V212L246 211V214L244 215V217H248L247 216ZM250 215V214H249ZM38 216V215H37ZM46 216H47V214H46ZM48 216H49V214H48ZM57 216H59V215H57ZM188 216V215H187ZM194 216V215H193ZM219 216V215H218ZM218 216H215V217H217L218 218ZM220 216V217H221ZM237 216V218H236V216H232V217H235L236 219L234 220V218L232 219V222H234V223H231V224H234L233 226H235V230L236 231H242L244 228H246L245 226H251V223H253L254 221L253 220H256V219H254V218H260V217H255L254 216V218H248V219H251L252 221H250V224H249V222H248V219H245V218H243V220L244 221H246V222H244L242 219V221L239 219V217ZM263 216H264V214H263ZM39 217H41V216H39ZM54 217V222L56 221V217L55 216H53ZM86 217V216H85ZM173 217H175L174 215H173ZM171 218L172 219V221H173V223L175 224V226L178 228V226H179V224H180V228H182V225L184 224L183 222L181 223V221H180V219L176 216L175 218ZM198 217H199V215H198ZM211 217H213V216H211ZM209 215L207 216V215H205L204 216V218H205V220L203 221V222H205V223H208V224H213V220H212V218H211ZM214 217V218H215ZM227 218L229 217V216H226ZM144 218H145V216H144ZM154 218V217H153ZM169 218V217H168ZM213 218V219H214ZM36 219V218H35ZM84 219V218H83ZM164 219H166V218H164ZM216 219V218H215ZM214 219V220H215ZM220 219V218H219ZM222 219V218H221ZM203 220V219H202ZM218 220V219H217ZM226 220V219H225ZM234 220V221H233ZM46 221V220H45ZM57 221H58V219H57ZM145 221H146V219H145ZM188 221V220H187ZM200 221V220H199ZM43 222V221H42ZM217 222V221H216ZM228 222V221H227ZM242 222H244L245 224H243ZM257 222V221H256ZM62 223V222H61ZM167 223V222H166ZM169 223V222H168ZM167 223V224H168ZM172 223V222H171ZM172 223V224H173ZM190 223V222H189ZM214 223H215V221H214ZM217 223H220V221H218ZM216 223V224H217ZM230 223V222H229ZM263 224H264V222H262ZM35 224V223H34ZM36 224H38V223H36ZM40 224H42L41 222H40ZM57 224V223H56ZM146 224V223H145ZM182 224V225H181ZM191 224V223H190ZM189 224V225H190ZM201 224V223H200ZM211 224V225H212ZM215 224V225H216ZM249 224V225H248ZM30 225V224H29ZM43 225V224H42ZM55 225V224H54ZM170 225V224H169ZM168 225V226H169ZM178 225V226H177ZM194 225V224H193ZM218 225V224H217ZM216 225V226H217ZM220 225V224H219ZM218 225V226H219ZM223 225V224H222ZM252 225H256L255 227H257V225H258V223L256 224L255 222H254V224H252ZM57 226V225H56ZM55 226V227H56ZM67 226V225H66ZM167 226V225H166ZM174 226V225H173ZM174 226V229H172L171 231L173 232V230H175V232H177L178 230H180V228H178V229H175L176 227ZM187 227H188V225H186ZM191 227H188L187 229H189V228H191L192 229V225H190ZM195 226V225H194ZM210 226V225H209ZM213 226V225H212ZM211 226V227H212ZM224 226V225H223ZM225 226H226V224H225ZM222 227V230H226V229H223V228H227L228 229V227L226 226V227ZM260 226V225H259ZM261 226H264V225H261ZM54 227V228H55ZM198 227V226H197ZM196 227V228H197ZM201 227V226H200ZM215 227V226H214ZM229 227H232V225L231 226H229ZM254 229H253V228ZM255 227L254 226H251V228L253 229V230H258V229H255ZM12 227H11V224H9V225H6V229H5V232H7V234L9 233L10 234V232H11V229ZM36 228V227H35ZM61 228V227H60ZM196 228L194 229V227H193V229L192 230H196ZM207 228L208 227H205L204 228V230L205 231H209V232H207L206 234H209L211 231H212V228L209 230V228H208V230H207ZM216 228V227H215ZM260 229H261V227H259ZM264 228V227H263ZM55 229H57V228H55ZM184 229V228H183ZM182 229V230H183ZM197 229H199V227L197 228ZM200 229H202V227L200 228ZM199 229V230H200ZM232 229V228H231ZM233 229V231H235ZM247 229V228H246ZM248 229H250V228H248ZM247 229V230H248ZM162 230V232H160ZM191 230V231H192ZM199 230L197 231L196 230V232H198L199 233ZM203 230V232L201 233L202 235V237L204 236V234H205V231ZM217 229H213V231H215V233L217 234V231L219 232H221V229L219 228V230H217ZM245 230V229H244ZM246 230V231H247ZM53 231V230H52ZM55 231V230H54ZM60 231V230H59ZM63 231V230H62ZM69 231V230H68ZM160 231H158L159 232V234L157 233H153L152 234V236L150 235V237H148V239L147 240H145V241H148V242H150L151 244H153V248H154V252L152 253V255L153 254H155V255H159L160 253L162 254H168V251H169V248H170V246H171V248L170 249H172V247H173V250L172 251H174V253L176 254V249L178 250H181V249H184L185 247L187 248L188 246H190V248L189 249H187V250H189L188 252L189 253H191V254H197V252H198V250H199V248L201 249V246H205V245H200V247H198L199 245H198V243L199 242H197V244H196V239H198L197 237H199V236H197L196 238H195V236H193L194 234H195V232L193 233H191L192 234V237H191V241L192 240H194V242L195 243H190V245H187V246H185V244L184 245H182V243H180V242H178V239L179 238H177V237H180V235L179 236H177L176 238H177V240L174 238V235L172 236V234H169V232L167 231V230H163V229H160ZM184 231V230H183ZM189 231V230H188ZM188 231H186L185 232V234L188 232ZM202 231V230H201ZM227 231H230V230H226L225 232H227ZM241 231L239 232V233H241ZM254 231V232H255ZM261 231V230H260ZM264 230H262V232H263ZM33 232V231H32ZM50 232V231H49ZM174 232V233H175ZM220 232H219V235H220ZM225 232H223V234H225ZM232 232V231H231ZM230 232V233H231ZM245 232V231H244ZM258 232H259V230H258ZM180 233H181V231H180ZM190 233H187V238H188V240H185L186 242L187 241H190L189 240V235H190ZM198 233H197V235H198ZM204 233V234H203ZM214 233V234H215ZM228 233V232H227ZM229 233V234H230ZM233 233H235V232H233ZM232 233V234H233ZM238 232H236V235L235 236H233L232 237V235L230 236V237H232V238H236V236L239 234H237ZM243 233V232H242ZM252 232H250V234H251ZM261 233V232H260ZM167 234L169 235V236H167ZM182 234V233H181ZM189 234V235H188ZM205 234V235H206ZM212 234V233H211ZM215 234V235H216ZM222 234V235H223ZM229 234H226L227 236L229 235ZM246 234H248V236H250V234L249 233H247L246 232ZM110 237H109V236ZM171 235V236H170ZM175 235H177L176 233H175ZM210 235V234H209ZM207 236V237H209L208 239H210L211 237H212V235H211V237L210 236ZM221 235V236H222ZM242 235V234H241ZM91 236V235H90ZM108 236V237H107ZM181 236H183V235H181ZM191 236V235H190ZM214 236V235H213ZM223 236H225V235H223ZM222 236V237H223ZM259 236V235H258ZM47 237V236H46ZM58 237V236H57ZM97 237V238H98ZM183 237H185V235L183 236ZM201 237V238H202ZM206 236L204 237L205 239H203V240H206V238H207ZM217 237V236H216ZM237 237H239V238H241V236H237ZM242 237H244V235L242 236ZM260 237V236H259ZM258 237V239H260ZM261 237H263V235H261ZM48 238V237H47ZM61 238V237H60ZM71 238V237H70ZM78 238V237H77ZM231 238V239H232ZM246 238V235H245V237L244 238H242V240L243 239H245ZM264 238V237H263ZM180 239H183L182 237L180 238ZM179 239V240H180ZM185 239H186V237H185ZM199 239H200V237H199ZM223 239V238H222ZM221 239V240H222ZM224 239H225V237H224ZM250 239V238H249ZM262 239V238H261ZM260 239V240H261ZM48 240V239H47ZM79 240V239H78ZM136 240H135V243L136 244H138L137 242H136ZM230 240V239H229ZM263 240V239H262ZM261 240V241H262ZM73 241V240H72ZM181 241V240H180ZM185 241H182V242H185ZM238 241V240H237ZM264 241V240H263ZM53 242V241H52ZM66 242V241H65ZM139 242V241H138ZM185 242V243H186ZM234 242V241H233ZM69 243V242H68ZM73 243V242H72ZM113 244H114V242H113ZM125 244V243H124ZM127 244V243H126ZM130 244V243H129ZM187 244V243H186ZM189 244V243H188ZM208 244H209V242H208ZM215 244V243H214ZM221 244V243H220ZM219 244V245H220ZM73 245V244H72ZM71 245V246H72ZM241 245V244H240ZM248 245V244H247ZM61 246H64V245H61ZM77 246V245H76ZM145 246V245H144ZM147 246V245H146ZM207 246V245H206ZM65 247V246H64ZM63 247V248H64ZM75 248V247H74ZM78 248V247H77ZM82 248V247H81ZM135 248H137V246H135ZM142 248V247H141ZM174 248H175V250H174ZM246 248H248V247H246ZM66 249V248H65ZM64 249V250H65ZM69 249V248H68ZM106 249V248H105ZM218 249H221V248H218ZM250 249V248H249ZM255 249V248H254ZM77 250V249H76ZM136 250V249H135ZM185 250V249H184ZM183 250V251H184ZM187 250H185V251H187ZM206 250V249H205ZM205 250H203V251H205ZM224 250H225V248H224ZM35 251V250H34ZM33 251V252H34ZM70 251H72L71 249H70ZM83 251V250H82ZM133 251V250H132ZM137 251V250H136ZM135 251V252H136ZM146 251V250H145ZM171 251V250H170ZM184 251V252H185ZM207 251H208V249H207ZM218 251H220V250H218ZM249 251V250H248ZM16 252V251H15ZM19 252V251H18ZM66 252V251H65ZM74 251H72V253H73ZM77 252H78V250H77ZM202 252V251H201ZM201 252L199 253V254H201ZM264 252V250L261 252V253H263ZM129 253H130V251H129ZM144 253V252H143ZM173 253V252H172ZM172 253H170L171 255H172ZM173 253V255H175ZM180 253H183L182 251L180 252ZM205 253V252H204ZM209 253V252H208ZM211 253V252H210ZM230 253V252H229ZM234 253V252H233ZM242 253H244V251L242 252ZM247 253V252H246ZM12 254V253H11ZM33 254V253H32ZM42 254V253H41ZM45 254V253H44ZM58 254V253H57ZM84 254V253H83ZM137 254V253H136ZM149 254V253H148ZM150 254H151V252H150ZM149 254V255H150ZM188 254V253H187ZM198 254V255H199ZM48 255V254H47ZM70 255V254H69ZM137 255H139V254H137ZM144 255H146V254H144ZM151 255V256H152ZM179 255V252L177 253V256ZM185 254L183 253V256H184ZM194 255H192V257L194 256ZM198 255H195V256H198ZM202 255H203V253H202ZM202 255H200V256H202ZM211 255V254H210ZM38 256V255H37ZM42 256V255H41ZM66 256V255H65ZM76 256V255H75ZM86 256V255H85ZM176 255L175 256H173V257H177ZM181 256V255H180ZM204 256H206V255H204ZM240 256V255H239ZM43 257V256H42ZM49 257V256H48ZM58 257V256H57ZM208 257V256H207ZM210 257V256H209ZM44 258V257H43ZM56 258V257H55ZM66 258H68V257H66ZM102 258V257H101ZM177 258H180V257H177ZM182 258V257H181ZM223 258V257H222ZM222 258H220V259H222ZM18 259V258H17ZM58 259H59V257H58ZM62 259V257L60 258V260ZM65 258H63V260H64ZM69 259V258H68ZM67 259V260H68ZM77 259V258H76ZM207 259V258H206ZM238 259V258H237ZM8 260V259H7ZM63 260H61V261H63ZM134 260V259H133ZM216 260V259H215ZM230 260V259H229ZM57 261V260H56ZM61 261H60V264H61ZM65 261V260H64ZM76 261V260H75ZM169 261V260H168ZM195 261V260H194ZM58 262V261H57ZM56 262V263H57ZM163 262V261H162ZM191 262V261H190ZM212 262V261H211ZM59 263V262H58ZM70 263V262H69ZM107 263V262H106ZM120 263V262H119ZM1 264V263H0ZM2 264H20L19 262H17V263H14V260L12 259V260H8V261H6L5 263H2ZM50 264H51V262H50ZM65 264H66V262H65ZM112 264V263H111Z\"/></svg>","mask_w":264,"mask_h":264},{"label":"crops","instance_id":"3","mask_svg":"<svg viewBox=\"0 0 264 264\" xmlns=\"http://www.w3.org/2000/svg\"><path fill=\"white\" fill-rule=\"evenodd\" d=\"M258 63H260V62H258Z\"/></svg>","mask_w":264,"mask_h":264}]
</instances>
